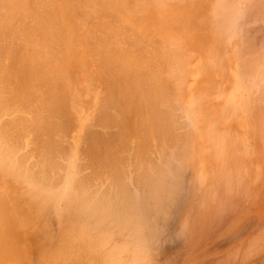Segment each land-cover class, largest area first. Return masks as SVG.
<instances>
[{
    "label": "rangeland",
    "instance_id": "rangeland-1",
    "mask_svg": "<svg viewBox=\"0 0 264 264\" xmlns=\"http://www.w3.org/2000/svg\"><path fill=\"white\" fill-rule=\"evenodd\" d=\"M61 1L62 0H60V2ZM67 1L69 2V4ZM87 1H89V0H87ZM87 1L86 0H66L67 3H64L65 2V0H64L63 6H64V9H66L67 11L62 9V8H61V11L64 10L65 12H67V14L69 12V14H73V15L68 14L69 17L62 22V26L58 25L55 28L52 26L51 27L47 26V28H50L52 30H49V29L47 30V28H45V30H43V35L46 32H48L49 34L46 33V35L48 34L47 36L46 35L42 36L44 38V40L46 38L48 40L46 39L45 45L41 46V47H44L43 48L44 51H43V49L41 50L42 53H40L41 58L39 57L40 58L39 62L42 61L41 63L42 64L45 63L46 66L43 65V67L45 66L44 67L45 69L42 68V71H41L42 74L45 72L44 75L39 74L38 77H41V78L45 77V78H44V81H43V79L41 80V78H39L40 79L39 82H36L33 85V82H34L33 81L32 85L30 83V86H29V89L34 91V92H36V90H38L37 93H34L31 91L32 93H34V95L35 94L38 95V96L35 95L37 103H39L41 101V102H43L42 103L43 106H48V107L51 106L52 108L56 107V110L59 109V107H60L61 110L64 109V112H66L65 113L66 119H64L65 118L64 117L62 120L63 116L62 117L60 116L59 119H57V120L54 118H51L52 121L54 120V122H56V121L58 122V121H60V119H61V122L64 121V123H61V122L60 123L62 126H64V128L61 126L62 129L63 130L65 129V130L63 131L60 127V129L56 132L57 134H55L53 137L55 141L57 140V137L55 139L56 135H58V137H61L64 139L63 141H65V142H63L61 140V138L59 139L60 143H58V141L56 142L57 146L60 145V148H62L63 151L61 152L60 150H58L59 151L58 152L55 149L51 155L52 158H55L52 160H55L56 162L60 161L59 164L61 163V165H58V167H57V163L55 161H53V162L51 161L50 162L51 164H48L46 162L50 166L49 169L51 168L50 170L48 169V165H46L45 161H43L44 160L43 157L42 156L40 157V155H38L35 152V141H34L33 134L31 132H30V134H28L29 132L28 133L26 132L27 135L23 134L22 136H24V137L21 136V138H17L18 140L16 139V141H15V139H13L14 137L9 135V133L7 131L4 132V129H2V130L0 129V149L6 150L7 146L10 145V143H11L10 147L12 146V149L8 146V150L10 152L12 151V153H10V155L12 156V154H15V152H16V154L13 156H16L18 154V157H19L20 154L21 155L25 154V155H23L24 159H25V157L27 158V160H26L27 163H25V164H27V166H29L31 164L28 167V168L31 167L30 169H33V167H35L36 163L39 164V163L44 162L43 165L47 166V169L50 171L48 173L49 174L51 173L50 174L51 176L47 175L48 173L46 172L45 167L43 169V167L40 164L39 165L36 164L37 166L31 172L34 173L37 170L39 171V168L41 167L43 170H45L44 171L45 175H42L43 172H41V173L38 172L41 174L42 180L43 179L45 180V178H43V177H46V175H47V177L54 178V180L51 179V180H53L52 183L54 181H56V183H57V181L61 178L63 172H64L63 176L66 174V170L64 171L65 166H62V165L65 162H66L65 165H68L67 162L70 160L72 162L75 161L74 157L77 156V154H79V156L75 157L76 162L78 161V162L82 163L83 165H81L77 162L79 164V166L81 165L80 167H83V166L84 167L81 169L79 168V170H77V172L79 171V176L81 175L80 177L83 176L84 178H80L78 176V174L77 175L75 174L76 175L75 177L78 179L79 178L83 179L85 182L87 181L88 183L86 186H88L89 188L88 187H86V188L89 190H91V188L92 189L94 188L93 193L96 194V196L100 195V193L103 195V193H104V197H105V195H108L110 193L109 196L111 199V195H113L114 196L113 198H115L116 192H117V195L119 193V195L116 196V198L119 201L117 202V201H115V199H114V201L111 199L114 203L113 202H112V204L109 203L110 205L114 204L113 206H116L118 204V206H117L118 208L122 207V206L124 207V205H125L124 200H126L125 199L126 193L124 191H126V190L128 192L130 190V194L132 193L133 195H134V193H136L134 196H137V198H139V199L141 197H143V194H145V192H146L145 190H147V187H146V182L143 181V179L145 180V175L142 176V179L139 178V176L141 177L142 173L145 172L144 170H143L144 172H142L140 170V168H142L143 166L146 165L145 167H148V168L146 169L144 167L142 169H146V172H147L148 169H149V171H151V169H154V167L157 168V164H158V167L160 168V170H162V172L157 168L159 172L158 171L155 172V170H157V169H154V171L152 170L151 173H149V174L147 173V174L148 175L151 174V176H152L151 178L154 177L156 180H157L158 176H159L158 179L161 178L162 176L163 177L165 176V177L164 178L162 177L161 179L157 180L159 182V185L161 184V187H162V189L155 190L156 191L155 194H156V196L158 195V198H159L158 201L152 200V199H150L151 201L149 199L144 200V204H146L148 202L146 204V205H148L147 206L148 208L145 205V208L143 210L144 215L143 214L140 215V218L138 219L139 220L138 222L142 225V228L140 226H136V224H131L129 226H127L128 224H126V228L123 226V228L120 230V228L122 226L117 224L120 226L119 227L120 233H122V230L125 231V229H126V231L123 232V234L121 236V234L118 235L119 232L118 233L116 232V230L118 228L116 229L114 227L115 229L112 232L108 227L107 228L109 230L106 228V226L107 225L109 226V224L104 226L105 229H103V225H101L102 229L104 230V233H105V230H106L107 234H108V232L111 231L110 232L111 236L109 235L108 238H107V236H105L106 240L113 239V238H114L113 240H115V239L118 240V238H120V240H118V241L121 242V239H122V240H124V241H122V243H124L126 240H127V242H129V240H131V238L134 237V239H132L133 242L135 240V243H140V241H141L140 239L142 237L144 240L148 241V242L146 241L148 243V244L146 243L147 244L146 246L142 245V244H145V243H142V242H144V240H142L140 243V245H141L140 247L143 248V246H144V248L147 250L146 251L143 248L146 253L143 251L142 253H145V255L142 256V254L140 253L142 250L140 251L139 245L137 247L136 244H133V243L131 244L132 240L129 242V244L127 243L131 250L129 249L128 245H126V243L123 244L124 246L126 245V248H124V246L121 245L122 243L119 244L118 247H120V245H121L124 248V249L122 248V250L123 251L125 250V252L121 251L122 253H119L120 249L115 247V244H118V242L111 240L109 242L110 243L109 244L108 243L109 240L108 241L105 240L106 242L105 241H104L105 243L103 242V246L106 245L107 248L114 247L115 249L112 248L113 251L118 249L119 250L118 254H116L118 256H116L114 258H117L120 255L119 258L120 259L122 258L121 260L123 262L122 261L121 262L124 264H126V262H128V264H132V263L133 264H264V246H263L264 245V237H263L264 236V182H263L264 181V140H263L264 139V137H263L264 133L263 132L264 131L262 129L264 125L261 126L264 123H260L261 119L264 120L260 116V114L264 115V101H263L264 100V97H263L264 96L263 95L264 94V86H263V84H264V78H263L264 77V71L262 72V70H264L263 69L264 68V0H226V1H224V0H158L159 2L162 1L160 4L157 3L158 2L157 0H156L157 2L154 0V2H156V3H154L153 0H151V1L150 0L149 1L148 0L147 1L146 0L145 1H142V0H102V1L97 0L96 1L95 0V2L93 0H91V1H93L91 3L87 2ZM98 1H99V3H98ZM105 2H108L107 5L105 4ZM229 2L232 4H230ZM70 3H72V5H71L72 7L70 6V8H69ZM92 3H96L95 4L96 7L92 8L93 6H95ZM162 3H163V5H166V6L163 7ZM219 3L221 4L222 7H224L223 6L224 4L226 6V3H229V5L230 6L232 5L233 7L235 5L236 6H235V8H231L232 6L230 7L229 5H227L226 6L227 8L225 9V8H222L221 6H218ZM83 4H85V6ZM90 4H92L93 6ZM97 4L99 6H97ZM238 4H239V6H238ZM89 5L92 7H89ZM104 5H105V7H104ZM158 5H160L159 8L157 7ZM106 6H109L110 8L112 7L111 10H113V9L114 10L110 13L111 10ZM213 6H214V8H213ZM83 7H84V9H80ZM133 7L135 8V11H134ZM145 7H146V9H145ZM68 8L71 10H69ZM91 8L93 10V11L91 10V13L92 12L93 13L89 14ZM106 9H108V10H106ZM77 10H79V11H77ZM95 10H96V12H95ZM132 10L134 12H132ZM213 10L215 11V15L217 13V15L219 14V16H220L219 12L221 10L222 11L221 14L223 16H221V17L214 16L212 13V12H214ZM75 11L77 12V14L75 13ZM83 12L84 13L87 12V13L84 14ZM235 12H236V14H235ZM224 13H226V14H224ZM86 14H87V16H86ZM227 14L229 15L228 18L225 17V15L227 16ZM230 14H232V15H230ZM92 15L94 16V18ZM115 15L119 18L115 17ZM84 16H86V17H84ZM158 17H161V18H158ZM222 17H224V18H222ZM74 18H75V20H73ZM89 18L92 20H90ZM230 18L232 21L230 20L228 23L227 22L228 20H226V19H230ZM87 20H89V21H87ZM103 20H105V21H103ZM221 20H222V22H220ZM65 21H66V23H64ZM73 21H74V23L72 24L71 22H73ZM95 21H97V22H95ZM99 21H102V23ZM120 21H122V22L119 23ZM138 21L139 22L142 21L140 23H142V24L144 23L143 26L141 25V27H138V26H140V23L139 24L137 23ZM103 22H105L106 24ZM130 22L132 23V25L130 24ZM230 22H231L232 26L230 25ZM235 22H236V25H235ZM69 24H71L73 27ZM75 24H77V26ZM238 25L240 26L239 28H238ZM98 26L102 27V31L100 30L101 27L99 28ZM114 26H115V28H114ZM134 26H136L137 28L135 31H132L135 29ZM222 26L225 27L226 29L225 28L224 29L227 31H225L223 28H221ZM60 27L63 29V30L60 29L61 33L58 32V31H60L59 30ZM131 27H133V28H131ZM142 27H145V29ZM147 27H148V29H147ZM72 28L74 29V31L72 30ZM103 28H105V29H103ZM117 28H119V29H117ZM126 29H127V31H126ZM146 29H147V31H146ZM90 30H92V31H90ZM99 30H100V32H99ZM105 30H106V32H105ZM143 30H144V32H143ZM128 31H129V33H128ZM145 31H146V33H145ZM50 32H52V33H50ZM53 32H54L55 36H54ZM65 32H66V35H65ZM68 32H70V33H68ZM96 32L98 34L97 36H96ZM101 32H103L101 35H104V37L102 36L103 39H102V37H100L98 39V36H100ZM50 34L53 36H50ZM67 34H68V36H67ZM123 34H129V35L127 37V35L125 36ZM139 34H142V36H140ZM153 34H155V36ZM120 35L123 36V39ZM131 35H134V37ZM137 35H139V36H137ZM156 35H158L159 37L157 36V38H156ZM92 36H94V37H92ZM130 36L133 37V39ZM135 36H137L138 38H136ZM50 37H53L54 39L53 38L51 39ZM55 37H57V38H55ZM61 37H62V40H61ZM73 37H76L77 39H75V38L73 39ZM79 37H80V39L86 37V39H82L83 41L85 40L86 42L79 40ZM239 37H241V38H239ZM134 38H135V40H134ZM139 38H140V40H139ZM152 38H156L155 39L156 41L153 40ZM56 39L58 41H60V40L62 41V43H61V41L59 43H57L58 46L60 45L59 47L55 43ZM67 39H69V40H67ZM128 39H130V40H128ZM0 40H1V38H0ZM57 40H56V42H58ZM88 40H91V41H88ZM161 40L163 41L164 46H163V43ZM50 41L53 44L49 43ZM72 41L74 42L75 46L74 45L72 46V43H73ZM75 41H76V43H75ZM78 42H80V43H78ZM88 42L91 44H89ZM138 42H140V43H138ZM152 42L154 43L155 46L153 45ZM158 42H160V44ZM165 42H166V45L168 43L171 45H168L169 47L167 46L165 48V46H166ZM46 43H48V45ZM94 43H95V45H94ZM96 43L98 45H96ZM123 43H125V44H123ZM78 44H80V46H78ZM127 44L131 45L132 47L133 46H136V47L132 48L130 46L131 48H129V46H127ZM132 44H134V45H132ZM46 45L49 47H47ZM54 45H56V46H54ZM86 45H88V46H86ZM90 45H92V46L90 47ZM115 45L117 47H115ZM52 46H54L53 49L57 50V51L49 49ZM141 46L145 47V48L143 47L145 49V51ZM161 46L164 50L161 48ZM171 46H173V47H171ZM45 47H47V48H45ZM68 47L70 48V50ZM121 47L123 49H126V50H123V52H122ZM177 47L179 48L180 51L177 50ZM72 48H73V50H72ZM91 48L93 50H91ZM152 48H154L153 52H152V50H150ZM155 48H156V50H155ZM159 48H160V52H158ZM169 48L171 51H169ZM47 49H48V51L46 52ZM79 49H81V50H79ZM130 49H133V51ZM118 50L120 51L122 58L118 55V54H120L118 52ZM50 51L51 52L54 51L53 53H55V57H54V55L47 56V55L53 54ZM58 51H60V52H58ZM72 51H74V52H72ZM80 51H81V53H79ZM88 51H89V53H88ZM124 51H125V53H124ZM128 51L131 52V55H130V52H128ZM146 51L148 54L150 53V55H149L150 59H149V56H146V54H147ZM44 52H45V55H44ZM64 52H65V54H64ZM151 52L153 55L151 54ZM173 52H174V54H173ZM177 52L178 53L180 52V53L178 54ZM46 53H47V55H46ZM67 53H68V58L66 57ZM96 53L97 54L100 53L101 55L103 54L105 58H107V56H108L109 59L107 58L108 59L107 63L109 62V64H111L110 62H112L113 64L107 66L106 65L107 63H106L104 65L103 63L106 62V59L103 57V55L101 56L99 54L100 57H103V63H102L101 62L102 58H100ZM108 53H110V54H108ZM114 53L116 54V59H117V55H118V57L121 58L122 60H124L125 62L127 59L132 58V60H129V61H130V63H131V61L134 62L135 65L129 66V68L126 69L127 68L126 66L128 64H125L124 61H123L124 62L123 63L122 60H120L121 64L123 63L122 66H125V67H122L121 64L119 63L120 62L119 58L117 61L114 60L115 58H112L113 57L112 55H114V57H115ZM41 54L43 55V57L45 56V59L47 61L49 59V61L47 62L44 59L42 60ZM61 54L63 55V57H65V59L63 57L60 58ZM94 54H96V55L94 56ZM132 54L141 55V57L143 56L142 58H144V59L141 58V60H140V56L137 57V55H132ZM167 54H168V56H167ZM250 54H252L251 55L252 57L250 56ZM260 54L262 57L259 56ZM171 55H172V58H170ZM210 55H212V56H210ZM97 56L99 57L101 63L99 62V59ZM110 56H112V57L110 58ZM127 56H128V58L125 59V57H127ZM151 56H153V57H151ZM53 57H54V59L52 60ZM134 57L137 59H135ZM145 57H146V59H145ZM213 57H214V59H213ZM70 58H72V59H70ZM154 58H156V59H154ZM166 58H167V60H166ZM184 58H186V60ZM218 58L220 59V61ZM61 59H63V60H61ZM133 59H135L137 61L139 60V61L136 62ZM206 59H207V61L209 60V62H207ZM253 59L255 60V62ZM55 60L57 62V63H55V65L57 64V66L59 65V67L62 66L61 67L62 70L63 69L68 70V71H66V74H65V76H67V74H68L67 78L64 77V74H63L64 70L62 71L61 68L59 69V67H57L56 69L54 68V67H56L53 63ZM104 60H105V62H104ZM109 60H111V61H109ZM143 60L144 61L146 60L145 63H143ZM154 60H155V62H154ZM168 60H170V61H168ZM178 60H179L181 65H179ZM183 60H185V61H183ZM2 61L4 62V60H2ZM51 61H53V62L51 63ZM115 61L117 63H115ZM129 61H127V62L129 63ZM157 61L160 65V69H161L160 70L159 67H156V68H158V71L159 70L161 71L159 73H162L165 71V73L167 75L164 73H162L160 75L158 74L159 76L156 75L158 72H155L156 68H153V66H155L154 63H156ZM165 61H167V62H165ZM176 61L178 62V64L175 63ZM218 61L220 62V65L223 66L222 68H224V70L221 68ZM97 62H99V63H97ZM135 62L140 64V65H137ZM151 62L154 64L152 67H150L152 65ZM161 62H164L163 65L160 64ZM149 63H151V64H149ZM158 63H156V66ZM167 63H169L168 64L169 67H168ZM172 63H175V64L173 65ZM96 64H98L99 66L98 65L96 66ZM115 64L117 65V67ZM170 64H172V65H170ZM176 64L178 66V67H176V70L178 69L177 72L180 73V76H179V74H177V72L175 70L173 71V69H172L173 67H175ZM81 65L83 66V68ZM131 65H133V63H131ZM171 66H173V67H171ZM179 66H181V67H179ZM218 66H219V68H218ZM49 67H50V69H48ZM105 67H107V68H105ZM111 67H113V69ZM166 67L170 68V69H167ZM114 68H116V69H114ZM118 68H120L121 70ZM147 68H149V69H147ZM164 68H165V70H164ZM255 68H257V69H255ZM97 69L98 70L100 69L101 72L98 71ZM152 69H155L154 72L156 74L153 73ZM50 70H51V72H48ZM148 70H150V71H148ZM168 70H170V71H168ZM203 70H204V73H203ZM257 70H259L260 72H258ZM54 71H55V73H54ZM103 71H105V73L107 75ZM112 71H114V72L116 71L115 74ZM120 71H121V73H120ZM172 71L176 74H174ZM253 71H254V73H253ZM108 72L110 75L108 74ZM170 72H172V73L170 74ZM247 72H248V74H247ZM256 72H258V73H256ZM50 73H53L54 75L50 74ZM102 73H104V74H102ZM144 73H145V75L148 73L149 74L153 73L151 76H149V74L146 76L147 78L149 77V79H150V80L148 79L149 81H147V82H145L146 77H144L145 76ZM48 74H50L51 76ZM112 75H113V77H112ZM118 75L120 76V78L117 79ZM175 75H177V76H175ZM248 75H250V76H248ZM57 76H59V77H57ZM109 76L112 78L113 83L110 82L111 79L109 78ZM156 76H158V77L156 78ZM103 77H105L106 79ZM143 77L145 80L142 79ZM159 77L161 78V83L162 82L165 83L166 80L168 82L170 81L169 83H165V84L162 83L161 85L159 84L160 86H162V89L160 88L159 85H157L159 83L158 81H160ZM164 77H166V78L164 79ZM176 77L178 78V80H176L177 79ZM239 77L242 79H239ZM247 77H249V78H247ZM46 78L50 79V83H49V80H47ZM250 78H251V80H250ZM51 79L53 80V82ZM54 79L55 80L57 79V81H55ZM63 79H65V80H63ZM245 79H246V81H248V79H249V82H251V83H247L245 81ZM262 80H263V82H262ZM105 81H106V83L107 82L108 83L104 84ZM143 82H145L146 84L148 82H150L151 83L150 85H149V83L147 84V85H149L150 89L154 88L156 90V88L158 87L162 90L163 93L161 91H159L160 89H158V88H157L158 89L157 91H155L154 89H152L153 90L152 91V90L148 89L149 87H147V92L145 90V93H144L145 95L142 98L141 95L143 96L142 92L144 91V89H140V86H141V84H143ZM152 82H153V84L155 82V84H154L155 86L152 84ZM177 82H180L181 86H179V83H177ZM236 82H237V84H236ZM244 82H245V84H243ZM42 83H45L46 86H44ZM145 83H144V85H145ZM39 84H40V86L43 85L44 88L48 87V88H45L47 91L45 89H43V87L41 89ZM53 84H54V88L55 87H58V88L53 89L52 88ZM55 84H57V85L55 86ZM58 84H61L62 86L58 85ZM103 84H104V86H103ZM110 84H111V86H110ZM112 84H113V86L115 85L114 90L112 88L113 87ZM253 84L255 85L254 88L252 86ZM107 85L110 86L111 90L109 88H107ZM144 85H142L141 88H143ZM147 85H145V86H147ZM151 85H152V88H151ZM156 85H157V87H156ZM175 85L179 86L178 89L175 87ZM243 85L245 86L244 88H243ZM136 86H138L139 88ZM163 86L168 87L167 88L168 90L167 89H166L167 91H165V89L163 90V88H166ZM239 86H241V88L243 90H241L239 88ZM251 86H252V88H251ZM36 87L37 88L39 87V88L36 89ZM49 87H50V91H49ZM119 87L122 90L118 91ZM64 88H66V89H64ZM135 88H136V90H135ZM144 88L146 89V87H144ZM255 88L257 91H255ZM39 89L41 90V92H39L40 91ZM51 89H53L54 91ZM56 89L57 90L60 89V90L55 91ZM140 90H143V91L140 92ZM48 91H49V93H48ZM134 91H136L135 92L136 94L134 93ZM158 91H159V93H158ZM172 91L174 93H172ZM42 92H43V94H40ZM54 92L59 97V100H58L57 96L52 95V96H54V98H53V102H51L52 98H50V97H52V96L51 95L49 96V94L50 93L53 94ZM139 92H140V94H139ZM151 92L152 93L156 92L157 95H159L158 97H160V98H158V97L157 98L160 102H158V100L150 98ZM178 92H180V93H178ZM0 93L1 94L5 93V89L3 86L0 87ZM44 93L46 95H44ZM108 93H109V95H108ZM156 93L154 95H156ZM251 93H254V95ZM39 94L41 95V100H40ZM58 94H62L65 98H63L62 95L59 96ZM100 94H102V95L100 96ZM121 94L123 97L121 96ZM160 94L163 96L161 97ZM256 94H258V95H256ZM261 94H262V97L260 96ZM42 95L45 97H42ZM110 95H112V97L114 95V97L112 98ZM154 95H153V98H155ZM169 95H171V96L169 97ZM176 95L178 96L177 101L173 100L176 98ZM255 95H256V97H255ZM105 96H107V97H105ZM115 96H117L119 98H116ZM37 97L39 98V100ZM104 97H105V99H104ZM135 97L138 98L139 100L136 101L137 99H134ZM230 97L232 99H230ZM60 98L62 100L65 99V101H62V100L60 101ZM122 98H124V99L122 100ZM144 98H145V100H148V102L146 101V103H145V101L143 100ZM249 98L251 99V101ZM42 99H44V100L50 99V105H49V103H47V101H45V102L42 101ZM150 99H152L153 102H152V100L150 102ZM164 99H166V100H164ZM196 99H198V101H194ZM257 99H258V102L255 101ZM225 100L227 102L231 101L230 106H228L229 103L227 104ZM247 100H248V102H247ZM134 101H136V102H134ZM41 102L39 103V105H42ZM54 102H56L55 103L56 105L58 103V105H57L58 107L54 104ZM124 102H125V104H124ZM127 102H129V103H127ZM137 102L141 105V108H140V105L136 106ZM157 102H158V104H157ZM176 102H178L177 103L178 105H176ZM252 102L254 103V105H252L253 104ZM44 103L45 104L47 103L48 105L47 104L45 105ZM60 103L61 104L63 103L64 105L59 106ZM122 103H123V105L127 104L125 106V108L122 105ZM147 103H148V105H147ZM159 103H161V104L159 105ZM102 104H104L103 107H102ZM107 104H108V106H107ZM114 104H116V105H114ZM117 104H118L119 108H118ZM258 104H259V106H258ZM128 105H129V107H128ZM146 105H147L148 109H146ZM150 105H152V106L150 107ZM250 105H252V107ZM75 106L78 108H76ZM115 106H117V107H115ZM253 106L255 107V109H253ZM23 107L26 108V106L20 104L19 101L12 100L11 104H9L8 108H3L4 114L0 117V125L2 122H7V121H10L12 119L14 120L15 118H20V117L24 118V119L25 118L29 119V117L31 116L30 117V119H31L32 118L31 108L29 106H27V108L29 107V111L26 108V110L28 111V113H26V110H24ZM248 107H250V108H248ZM135 108H140L141 112L139 109L135 110ZM150 108H153L154 111L152 109L150 110ZM172 108H174V109H172ZM68 109H69V111H68ZM223 109L226 111H224ZM61 110H59V111L61 112ZM118 110L120 113L118 112ZM125 110H127L126 113H125ZM137 110H138V112H137ZM162 110L165 113V115H163L164 113L161 112ZM254 110H256L257 112ZM151 111L153 113H151ZM156 111H159V112H157L158 114L157 113L154 114ZM167 111L169 113L173 112V115L171 113V117L174 120L169 118L170 114L168 115ZM190 111H192V112H190ZM29 112H30V115H29ZM60 112H58L59 115H60ZM128 112H130V114H128ZM146 112L149 115V117H151V119H150L147 115V117L149 118L148 121L146 118ZM189 112L192 114V116L190 115ZM225 112H226V114H224ZM233 112H234V114H233ZM137 113H139V114H137ZM187 113H189V114H187ZM228 113H229V115H228ZM150 114L151 115L153 114V115L150 116ZM195 114L197 116H195ZM102 115L103 116L105 115V117H106L105 121L102 119V117H103ZM136 115L138 117L139 116L141 117V115H142V117L138 118ZM159 115H160V117H159ZM162 115L164 116L163 117L164 119L162 118ZM193 115L196 118V120H198V121L193 120ZM255 115H256V117H254ZM107 116H108V118H107ZM109 116L110 117L113 116V118H110L111 119L110 120ZM153 116H154V118H152ZM226 116L229 118H226ZM120 117L121 118L123 117V118L121 119ZM124 117H125V120H124ZM135 117H137V118H135ZM157 117L161 118V119H159V124L155 122V118H157ZM187 117H188V119H187ZM142 118H144L147 123L144 120H142ZM168 118L170 119V121H168L169 120ZM255 118L257 121L255 120ZM112 119H113V122H112ZM135 119L140 120V122L135 120ZM45 120H48V118L47 119L45 118ZM49 120H50V118H49ZM65 120H66V122H65ZM102 120H103V122H101ZM106 120H107V122H106ZM150 120L152 121L151 123H153L156 126L157 125H159V126L156 127L153 124L151 125ZM160 120H162V124L160 123ZM172 120L175 121V123L173 125L174 127L172 126L173 123H171V124L167 123V122H171ZM109 121H111V125H110ZM119 121L121 124L123 123V126H124V127L122 126L123 129L121 128ZM136 121L138 122L137 123L138 125L135 124ZM142 121H144L145 123L143 124ZM141 122L143 124V127H142ZM103 123H104V125L106 123H108V125L106 124V126L108 128L106 126H104ZM114 123H116L117 126ZM58 124H59V122H58ZM139 124L141 127L139 126ZM162 125H165V126L168 125L169 127L164 126L167 129V130H164V127L162 128ZM59 126H60V124H59ZM150 126H151V128L155 127L154 129H152V131L156 130V128H157L156 131H158V127H159V132L161 131L160 129H162V131H161L162 133L159 134L156 132L157 135H152ZM118 127H120V128H118ZM135 127L137 129H139V128L140 129L137 131V129L135 130ZM144 127H145V129L148 128L149 130L147 129L145 131V129H144L142 132L145 131L144 133H148V135L151 136V139H149L150 137H148L147 135L142 133L143 137H144L143 141H142V139H141L142 137L139 138V135L137 132H140L139 134H140V136H142L141 135V129H143ZM260 127H262V128H260ZM124 128H125V130H124ZM168 128H169V131H168ZM118 129L119 130L122 129V130H120L121 132H118L119 131ZM61 130L63 133H60ZM96 130H97V132H96ZM188 130L190 131V133L193 134V136H192V134H189ZM165 131H168L167 134ZM170 131H171V133H170ZM226 131L228 133L227 136L225 135V134H227ZM58 132L61 134V136ZM92 132H93V134L95 133L94 135H96V133L98 136L101 135L99 137L101 139L103 138V140H108V139L115 140L117 138L118 133H119L118 137H120L122 135V137H120L121 139L118 138L115 140V141H117L115 143L116 145L114 147V148H116L115 149L116 151H114V152L115 153L117 152V155L115 154V156L116 157L119 156L120 158L119 157L117 158L118 160L114 166V169H112L113 172L111 170H109V168L106 169V166L103 167V165L102 166L99 165L98 162H96L97 160L95 158H92V160L94 159V161L91 160L92 162L90 163L89 157L86 155L85 149H87L90 145L89 139L93 135ZM115 132H117L116 133L117 135L115 134ZM123 132H125V134H127L126 137L129 136L128 141H127V139H126V141L125 140L123 141V139H124V137H123L124 133ZM149 132H150V134H149ZM261 132L263 134H261ZM108 133H109L108 136H110V137L106 138ZM136 133L138 135L137 137H135ZM154 133H155V131H153V134ZM164 133H165V135H164ZM168 133H169V135H171V137H173V136L174 137L173 138L169 137ZM73 134H74V136H73ZM102 134L105 137L102 136ZM113 134H115V135H113ZM125 134H124V136H125ZM219 134L222 136L223 143L221 142L222 139L220 138L221 136ZM84 135H85V137H84ZM62 136H64V137H62ZM153 136L156 137V139ZM179 136H181V138ZM260 136H262V137H260ZM212 137L214 139H212ZM65 138H66V140H65ZM82 138H84V139H82ZM138 138L142 142H145L143 144L148 145V147L146 145L145 146L143 145L142 147H143V149H146V150L148 149L147 151L149 153L145 152L144 150L143 151L140 150V149H142L139 146V144L141 145L140 140H139V142H140L139 144L137 142L138 147L140 149L138 147L136 148L137 144H135V143H136ZM145 138H148V139H146V141H145L144 140ZM163 138H164V140L167 139L166 142L163 140ZM169 138L171 140H169ZM175 138L176 139L179 138V139L176 140ZM217 138H218V140H220V139L221 140L218 141ZM19 139L21 142L19 141ZM80 139H81V141H80ZM259 139L262 141H260ZM150 140H151V142H150ZM173 140H174V142H173ZM14 141H15V143L17 141H19L16 143L19 147L16 146ZM216 141H218L217 143L220 144L221 146L223 145L224 148H223V146L220 148L219 147L220 145H218L216 143ZM124 142H125V144H123ZM185 142H186V144H185ZM212 142L215 146H218L216 148L217 151L213 150L215 147L212 146L213 145V144H211ZM12 143H14L15 146H13ZM32 143H33L34 147H33V145H31ZM128 143H129V146L126 145ZM133 143H134V145H133ZM165 143L167 145H165ZM62 144L63 145L65 144V145L63 146ZM78 144H80V146L78 147L77 150H79L80 152L76 150L77 154L75 155V153L73 154V152H74L73 150L75 148H77ZM120 144H122L123 146ZM232 144H235V145L233 146ZM260 144H261V146H260ZM111 145H113V144H111ZM189 145H190V147H189ZM82 146H84V147H82ZM85 146H86V148H85ZM237 146H238V148H237ZM81 147H82V149H81ZM180 147H181V149H180ZM235 147L241 152V153L239 152L240 154L238 153V150L236 151ZM64 148H65V150H64ZM66 148H68V149L66 150ZM135 148L138 149L139 152H136ZM219 148H220V150H222V152L218 150ZM231 148H233V152H232ZM234 148H235V150H234ZM15 149H16V151H15ZM29 149L30 150L32 149V151L29 152ZM162 149H164L165 151ZM175 149L179 152H177ZM183 149H184V151H183ZM68 150H69V152H72L71 156L74 155V157H73L74 160L72 158H70L69 153L65 152ZM18 151H19V153H18ZM140 151H141V153H144V154H142L143 156L141 155ZM60 152L62 153L61 155H60ZM134 152H136L135 153L136 155L138 153L139 157H141V158L143 157L142 158L143 160L141 158H139L138 156H136L134 154ZM189 152H191V153H189ZM219 152H220L221 156H219ZM64 153H65V155H64ZM187 153H188V155H187ZM215 153L217 155H215ZM222 153H223V155H222ZM36 154L38 155V157ZM53 154H56V156H53ZM121 154H123V155H121ZM173 154H174V156H173ZM212 154H214V155H212ZM231 154L233 155L232 157H231ZM34 155H36V156H34ZM62 155H64V156L67 155L66 158L68 161ZM164 155H166L167 157ZM13 156H12V158H14ZM23 156H21V158ZM121 156H123L124 159ZM144 156H145V158H144ZM188 156H190V157H188ZM35 157H36V159H35ZM216 157H218L217 159L218 160L220 159V160L218 161L216 159ZM40 158H42V159H40ZM137 158L139 161L140 160H142V162L144 161L143 165H141L142 163H140L139 161H138L139 162L138 163L137 160H135ZM181 158L184 161L181 160ZM190 158L193 160H189ZM37 159L39 160V162ZM186 159L188 162L185 161ZM213 159L214 160L216 159L217 161H213ZM230 159H231V161H230ZM35 160H37V161L35 162ZM226 160L228 161V163L230 165L227 163ZM22 161L24 163V160H21V162ZM192 161H193V163H192ZM31 162H33L34 164ZM72 162L69 163L70 166H72L71 165ZM149 162H151V165ZM213 162H215V163L217 162V163L215 164ZM221 162H222V164L225 163V165L223 164V166L227 167L229 165L227 167L228 169L226 168V170H228L229 174L225 173V171H226V170H224L225 167L221 168V166H222ZM28 163H30V164H28ZM52 163L53 164L55 163V164L53 165ZM77 163H75V164L78 165ZM86 163H87V165H86ZM117 163L120 166H118ZM181 163L182 164L184 163L183 164L184 166ZM232 163H233V165H232ZM93 164H95L94 165L95 169H93V167H92ZM51 165L53 167L55 166L56 168L53 169V167H51ZM76 165H75V167H77ZM85 165H86V167H85ZM134 165H136V166H134ZM116 166H117L118 170L115 168ZM164 166H165V169H163ZM230 166H231V170H230ZM25 167H26V165H25ZM60 167H61V169H60ZM102 167L107 170V172L105 169H104V171H102V174H103V175H101L102 177L101 176L94 177L93 175H91V173L94 171L97 173L96 168H98V171H99V169H101ZM21 168H19V169L21 170ZM68 168H69V166H68ZM133 168H134V170H133ZM57 169H58L59 173L57 172ZM76 169H78V168H76ZM115 169L117 170L116 172H115ZM119 169L121 171V179L120 178L118 179V177H120ZM169 169H172L173 171L169 170ZM222 169L224 170V172ZM69 170L71 171L72 169L70 168L67 171H69ZM101 170L99 172H101ZM165 170H167V171H165ZM218 170L221 171L220 173L224 177H225L224 173L226 174L225 178H227V179L232 178V179H230V181L232 180V182L225 179V183L228 184V182H230L232 184H230V183H229L230 185L226 184L225 186H228V187H224V177H222L221 174H219ZM24 171H25V169H24ZM24 171H23V173H24ZM40 171H42V170H40ZM109 171H111V173ZM233 171H234V174L237 173L236 175H238V176H234ZM243 171H245L244 172L245 174L243 173ZM31 172L27 173V174H31ZM89 172H90V174H89ZM95 172H94V175L96 176L97 174H95ZM117 172L119 173V176H118ZM124 172L126 174H124ZM140 172H142L141 175H140ZM20 173H21V171H20ZM136 173H137V175H136ZM157 173H159V174H157ZM160 173H162V174H160ZM60 174H61V176H59ZM105 174H107V175H105ZM108 174H109V176H108ZM110 174L111 175L113 174L112 177L117 175L118 176L117 179H115L116 177L115 178L113 177L114 178L113 179L110 176ZM164 174H166V175H164ZM230 174H231V176H230ZM33 175L35 176L36 173ZM98 175H100V173ZM156 175H157V177H155ZM16 176H12V175L11 176H4V175L0 174V196H1L0 202H2V205H4L6 208L10 207L11 203L15 200L16 197L21 196L20 194H21V192L24 191L25 188L30 189L27 187L28 186L30 187L31 184L30 185H28L26 183L19 184V183H21V182L23 183L27 180L24 181L23 179H19L20 177L17 179ZM29 176L30 175H28V177ZM134 176H135V178H134ZM136 176H137V178H136ZM220 176L222 177V179L220 178ZM227 176H229V177H227ZM37 177H39V176H36V178ZM55 177L56 178L58 177V180H55ZM87 177H89L90 179H87ZM62 178H64V177H62ZM240 178H241V180H240ZM14 179L16 181H14ZM17 180H19V181H17ZM83 180H79V181L83 182ZM118 180L119 181L122 180V182L121 181L120 182L122 184L124 182L123 185L125 186V184H127L128 186L124 187L121 184L122 187L120 189V184H119V188L117 186L115 187L114 186L115 184L118 185V183H120ZM141 180L143 183L141 182ZM50 181H48L49 185H47L48 182H47V184L46 183H44V184H46L47 186H51ZM60 181H62V179ZM115 181H116V183H114ZM16 182H18V183H16ZM27 182H29V181H27ZM45 182H46V180H45ZM85 182H83L84 186L86 184ZM38 183H39V181H38ZM40 184H38V185L40 186ZM42 184H43V182H42ZM42 184L40 187L45 186ZM59 184H61V182ZM112 184H113V186H112ZM53 185H55V182ZM20 186H22L23 188ZM229 186H231V187H229ZM210 187H212V188H210ZM235 187H237V188L235 189ZM31 188H33V184H32ZM86 188H85V190H87ZM111 188H113V189L111 190ZM116 188H118L119 192ZM224 189L226 191H224ZM99 190H100V192H99ZM161 190L163 193H161ZM229 190H231V192H229ZM110 191L113 194H111ZM86 192H88V191H86ZM86 192L84 194H86ZM95 192H97V193H95ZM105 192L107 194H105ZM89 193L91 194V191ZM224 193L226 194V196ZM229 193H230V195H229ZM165 194L167 197H165ZM91 195H93V194H91ZM120 195L123 198L122 197L120 198ZM124 196H125V198H124ZM91 197L92 196H90V198ZM94 197H95V195H94ZM94 197H92V198L94 199ZM100 197L101 196H99L98 201H100ZM223 197H224V200H222ZM92 198H91V200H93ZM95 199L97 200L96 197H95ZM107 199H109V198H107ZM111 200H109V201L111 202ZM120 200H121V202H120ZM101 201H102V198H101ZM101 201H100V203H102ZM92 202H94V201H92ZM115 202L117 204H115ZM121 203H122V205L120 206L119 204H121ZM104 204H106V203L103 202V205ZM110 205L107 208L111 207ZM62 206H58V208L62 209L63 208ZM106 206L107 205H105V207ZM117 207H111V209L110 208L109 209L112 210L113 208H117ZM146 208H147V210H146ZM156 209H157V211H156ZM11 210H12V208H11ZM117 210L120 211V209H116V211ZM113 211H115V209H113ZM11 213L5 215V217L12 216ZM143 216L144 217L146 216V217L144 218ZM33 218H34L33 216L32 217L28 216L25 220H22V221L16 220V221L11 222L9 220L10 219V217H9L8 223L5 226H0V230H2V231H0V240L2 241V243L0 241V243H1L0 248H5V247L9 248L8 250H5V251H8L9 254L6 253L5 251L2 252L3 254H2V257L0 259H2L3 261L0 260V263L7 261L6 263H3V264H11V263L14 264L15 262H16V264H31V262H32V264H46V262H47V264H52V263L53 264H69V262H70V264L71 263L72 264H83V263L84 264H93V263L94 264H103V262L96 263L99 259H100L99 261L102 260V257L98 258L100 255L98 257L96 256V254H99L98 252L99 251L101 252L102 250H100V248H99V251H98L97 247L99 246V244H98V242L94 241L96 238L92 234V233H94L93 230H95L94 227H91V228H93L92 229L93 232H91V230H89V229H91L90 226L88 227V231H90V233L93 235L94 240L91 237L92 235L90 236L91 240H93V242H91L88 238H87V241H85L86 239L84 238L85 240L83 242H86V243H82V241L80 239H79L80 241L77 240V242H76L73 240V237L70 238L73 233L68 232V231H71L70 224L68 221H66L62 218L53 217L52 220L49 221L47 223V225L45 226V223L43 225L40 220H38L37 218L36 219L35 218L33 219ZM89 219H91V218H89ZM94 219H96V221L94 223L92 222L93 225L98 221L97 218L94 217ZM36 220H37V222H36ZM145 220H147V222ZM64 221H66V222H64ZM106 221L109 222V220H106ZM90 222H91V220H90ZM90 222H88V224H86L87 223V220H86V222L84 224H86V226H88L89 224L92 226V224ZM102 222H101V224L107 223V222H103V223ZM77 223H79V224H77ZM77 223H76L77 226H80V224H82V226H84L82 222L81 223L77 222ZM111 224H113V223H111ZM114 224L112 226H114ZM121 225H123V224L121 223ZM133 225H135V226H133ZM101 226H100V228H99V224L97 226H95L98 233L101 232ZM112 226H110L111 229H112ZM132 226L137 227L141 230L138 231L137 228H136L137 231L135 229L132 230V228H133ZM127 227H128V229H127ZM59 228H60V230H58ZM83 228H85V227H83ZM83 228H82V230H83ZM61 229H62L63 233H62ZM85 229L87 232V228H85ZM103 230H102V232H103ZM127 230H129L130 232H133V233H130ZM143 230H144V232H143ZM84 231L85 230H83V232ZM134 231H136L137 233H135ZM126 232L129 233V235ZM147 232H148V234H147ZM66 233H68V234H66ZM87 233H89V232H87ZM95 233H96V230H95ZM98 233H96V235ZM104 233H102V234H104ZM102 234H101V236H102ZM132 234L136 235V236L132 237ZM112 235H113V237H112ZM140 235H141V237H140ZM9 236H12V237H9ZM68 236H69V238H68ZM126 236H127V238H126ZM1 237H2V239L3 238L4 239L2 240ZM102 237H104V236H102ZM115 237H117V238H115ZM59 238L62 239V241L60 239L61 243L59 242ZM105 238H102V239H105ZM5 239H6V241H5ZM98 239H100V238L98 237ZM7 241H8V243H7ZM112 241L115 242V244L112 243ZM68 242L72 246L66 244ZM73 243H75V244H73ZM78 243H80V245ZM91 243H93V246ZM94 243L96 244L97 247H95ZM106 243H108V245ZM2 244L5 246H3ZM83 244H84V246H83ZM85 245H86V247L89 245L88 250L90 249V245H91V247L96 248V251L94 252L95 249H93V251H91L92 249H90L89 250L90 252L87 251V248L85 247ZM109 245H111V246H109ZM133 245H136V246L133 247ZM54 246L56 247V249L58 248V251L59 250H61V251L58 252L57 250L52 249V248H55ZM103 246H102L103 250H105V252H107L108 251V250L106 251L107 248L104 249L105 247H103ZM260 246H261V248H260ZM19 247H20V249H18ZM80 247L82 248L81 249L82 251L80 250ZM131 247H133L135 249L139 248L140 252L137 253L138 251L136 249L135 255L138 256V254H140L143 258H141V257L137 258L136 257L138 262H136V260L133 262V259L135 258V255L133 252H135V251ZM13 248L16 250L15 253H14L15 250ZM59 248H61V249H59ZM70 248H72V249H70ZM62 249H63V251H62ZM69 249H70V252H69ZM77 249L79 251H76ZM128 249L130 251H128ZM12 250H14V251H12ZM84 250H85V252H83ZM86 251L89 252L90 254L89 253L87 254ZM113 251H112V253H114ZM103 252L104 251H102V253ZM105 252H104V254H105ZM108 252H107L108 255L106 257L109 256ZM112 253H110V254H112ZM125 253H127V254H125ZM59 254H63V255H59ZM83 254H84V256H83ZM131 254H132V256H134V258L132 260L130 257ZM8 255L10 257H5L6 259H8V260H5L4 256H8ZM14 255H15V257H14ZM52 255H54V256H52ZM56 255H58L60 257V260H59V258H57L58 256H56ZM105 255H102V256L104 257ZM125 255H127V256H125ZM76 256H77V258H76ZM13 257H14V260H13ZM53 257L54 258L56 257L55 258L56 260ZM63 257H64V259H63ZM78 257H80L82 259H80ZM96 257L98 258L97 261L94 260V259H96ZM123 257H125L124 260H123ZM126 257L129 258L130 260L126 261L127 260ZM10 258H12V260ZM15 258L17 259V261H15L16 260ZM43 258H45V260ZM50 258L54 261L51 262L52 260L50 261L49 260ZM110 258H111V256H110ZM118 259L117 260L115 259V260L118 261ZM120 259H119V261H120ZM138 259H140L141 261ZM40 260H41V262H40ZM61 260H63V261H61ZM77 260L79 263L77 262ZM130 261H132V262H130ZM121 262H119V263H121ZM106 263L109 264V263H111V261L109 262L107 260ZM106 263L104 262V264H106ZM114 263H116V262L114 261Z\"/></svg>",
    "mask_w": 264,
    "mask_h": 264
},
{
    "label": "bare ground",
    "instance_id": "bare-ground-1",
    "mask_svg": "<svg viewBox=\"0 0 264 264\" xmlns=\"http://www.w3.org/2000/svg\"><path fill=\"white\" fill-rule=\"evenodd\" d=\"M87 1V0H86ZM94 2H95V0H93ZM93 1H91V0H89V1H87V2H89V3H91V2H93ZM97 1V0H96ZM100 1V0H99ZM99 1H98V3H99ZM102 1V0H101ZM142 1H145V0H142ZM147 1V0H146ZM149 1V0H148ZM151 1V0H150ZM156 1V0H155ZM158 1V0H157ZM156 1V2H157ZM224 1H226V0H224ZM64 2V0H62L61 2H60V0H0V38H1V40H0V57L2 58H0V85L1 86H3L4 87V89H5V93L4 94H1L0 93V117L4 114V112H3V108H8V106H9V104H11V101L12 100H14V101H19L20 102V104H22V105H25L26 106V108H27V106H29L30 108H31V114H32V118L30 119V117H29V119H24V118H15L14 120L12 119V120H10V121H7V122H2L1 123V127H0V129L2 130V129H4V132H8L9 133V135H11V136H13L12 138L13 139H15V141H16V139L17 138H21V136L23 135V134H25V135H27V133L28 134H30V132L33 134V137H34V141H35V152L38 154V155H40V157L42 156L43 157V161H45V163L47 162L48 164H51L50 162L52 161H55V160H52V159H55V158H52V152L56 149L57 151L58 150H60L61 152L63 151V149L62 148H60V145L59 146H57V141H58V143H60L59 142V139L61 138V137H58V135H56L55 136V139H56V137H57V140L55 141L54 140V135L55 134H57L56 132L60 129V127L62 126L61 125V123H64V121H62L61 122V119H60V121H58L59 122V124H60V126H59V124H58V122L56 121V122H54V120L52 121V119L51 118H54V119H59V117L61 116H63L62 117V120H63V118L64 119H66V112H64V109H60V107H59V109H57L56 110V107H51V106H43V102H41V104L42 105H39V103H37V101H36V97H35V95H34V93H37V91L38 90H36V92H34V91H32V90H30L29 89V86H30V83H31V85H32V82H33V85L36 83V82H39L40 81V79L39 78H41V77H38L39 76V74H42L41 73V71H42V68L43 69H45L44 67L46 66L45 65V63L44 64H42L41 62H39L40 61V53H42V49L44 48V47H41L42 45L44 46L45 45V40L47 39H45L44 40V38L42 37V36H44V35H46V33H48V32H46L44 35H43V30H45V28H47V26H52V27H56V26H62V22L64 21V20H66L68 17H69V15H73V14H69V12H68V14H67V12H65L64 10H66V9H64V3H67L66 2V0H65V2ZM109 2V1H108ZM108 2H105V4L107 5V3ZM136 2V1H135ZM153 2H154V0H153ZM156 2H154V3H156ZM162 1H158L157 3H161ZM181 2V1H180ZM81 3V2H80ZM83 3V2H82ZM97 3V2H96ZM96 3H92V4H96ZM152 3V2H151ZM221 3V2H220ZM219 3V5L218 6H221V4ZM230 3V2H229ZM229 3H226V6L227 5H229ZM68 4H69V2H68ZM67 4V5H68ZM87 4V3H86ZM92 4H90V5H92ZM103 4V3H102ZM230 4H232V3H230ZM66 5V4H65ZM72 5V3H70V5H69V8H70V6ZM84 6H85V4H83ZM89 5V7H92V6H90ZM142 5V4H141ZM140 5V6H141ZM157 5V4H156ZM162 5H163V3H162ZM223 5V4H222ZM79 6V5H78ZM82 6V5H81ZM97 6H99L98 4H97ZM159 6L160 5H158L157 7L159 8ZM166 5H163V7H165ZM217 6V7H218ZM224 7H222V8H227L226 6H225V4L223 5ZM230 6V5H229ZM232 6V5H231ZM230 6V7H231ZM236 6V5H235ZM235 6L233 7H231V8H235ZM238 6H239V4H238ZM257 6V5H256ZM255 6V7H256ZM261 6V5H260ZM72 7V6H71ZM88 7V6H87ZM94 7H96V5L95 6H93L92 8H94ZM104 7H105V5H104ZM106 7H108L110 10H111V8L109 7V6H106ZM144 7V6H143ZM162 7V8H163ZM61 8L62 9H64V10H62L61 11ZM68 8V9H69ZM92 8L90 9V13L89 14H92L91 13V10H92ZM134 8V7H133ZM213 8H214V6H213ZM229 8V7H228ZM237 8V7H236ZM80 9H84V7L83 8H80ZM86 9V8H85ZM88 9V8H87ZM97 9V8H96ZM145 9H146V7H145ZM224 9V10H225ZM230 9V8H229ZM69 10H71V9H69ZM102 10V9H101ZM106 10H108V9H106ZM114 10V9H113ZM113 10H111L110 11V13L113 11ZM143 10V9H142ZM222 10V9H221ZM220 10V16H219V14L217 15V13H216V15H215V11L214 12H212L213 13V15L214 16H219V17H221V16H223L221 13H222V11ZM231 10V9H230ZM67 11V10H66ZM77 11H79V10H77ZM93 11V10H92ZM103 11V10H102ZM134 11H135V8H134ZM133 10H132V12H134ZM243 11V10H242ZM72 12V11H71ZM95 12H96V10H95ZM137 12V11H136ZM218 12V11H217ZM244 12V11H243ZM75 13L77 14V12L75 11ZM84 13V12H83ZM85 13H87V12H85ZM84 13V14H85ZM164 13V12H163ZM258 13V12H257ZM104 14V13H103ZM130 14V13H129ZM132 14V13H131ZM224 14H226V13H224ZM234 14V13H233ZM235 14H236V12H235ZM234 14V15H235ZM96 15V14H95ZM109 15V14H108ZM230 15H232V14H230ZM86 16H87V14H86ZM86 16H84V17H86ZM93 16V15H92ZM130 16V15H129ZM128 16V17H129ZM112 17V16H111ZM115 17H117L116 15H115ZM225 17H229V15L227 14V16L225 15ZM246 17V16H245ZM253 17V16H252ZM83 18V17H82ZM93 18H94V16H93ZM117 18H119V17H117ZM116 18V19H117ZM158 18H161V17H158ZM222 18H224V17H222ZM72 19V18H71ZM79 19V18H78ZM90 19V18H89ZM73 20H75V18L73 19ZM82 20V19H81ZM90 20H92V19H90ZM101 20V19H100ZM121 20V19H120ZM226 20H228L227 22L229 23V21L231 20V18L230 19H226ZM234 20V19H233ZM72 21V20H71ZM87 21H89V20H87ZM94 21V20H93ZM103 21H105V20H103ZM232 21V20H231ZM69 22V21H68ZM95 22H97V21H95ZM94 22V23H95ZM99 22H101L102 23V21H99ZM113 22V21H112ZM122 21H120L119 23H121ZM140 22H142V21H140ZM139 21L137 22L138 24L140 23ZM218 22V21H217ZM216 22V23H217ZM220 22H222V20L220 21ZM219 22V23H220ZM226 22V21H225ZM250 22V21H249ZM64 23H66V21L64 22ZM72 24L74 23V21L73 22H71ZM93 23V24H94ZM103 23H105V22H103ZM215 23V22H214ZM233 23V22H232ZM78 24V23H77ZM77 24H75L76 26H77ZM106 24V23H105ZM112 24V23H111ZM130 24L132 25V23L130 22ZM144 24V23H143ZM143 24L142 23H140V26H138V27H141V25L143 26ZM234 24V23H233ZM65 25V24H64ZM69 25H71V24H69ZM134 25V24H133ZM136 25V24H135ZM230 25H231V22H230ZM235 25H236V22H235ZM72 26V25H71ZM79 26V25H78ZM146 26V25H145ZM220 26V25H219ZM224 26V25H223ZM221 27V28H225V27ZM226 26V25H225ZM232 26V25H231ZM73 27V26H72ZM99 27V26H98ZM101 27V26H100ZM99 27V28H100ZM123 27V26H122ZM135 27V29L134 30H132V31H135L136 30V26H134ZM227 27V26H226ZM240 26L238 25V28H239ZM71 28V27H70ZM75 28V27H74ZM111 28V27H110ZM113 28V27H112ZM114 28H115V26H114ZM131 28H133V27H131ZM142 28H144L145 29V27H142ZM220 28V27H219ZM220 28V29H221ZM232 28V27H231ZM52 30V29H50V28H47V30ZM60 29H62L61 27L59 28V30ZM87 29V28H86ZM103 29H105V28H103ZM117 29H119V28H117ZM147 29H148V27H147ZM147 29H146V31H147ZM226 29V28H225ZM224 29V30H225ZM230 29V28H229ZM234 29V28H233ZM232 29V30H233ZM242 29V28H241ZM56 30V29H55ZM63 30V29H62ZM70 30V29H69ZM72 30L74 31V29L72 28ZM77 30V29H76ZM82 30V29H81ZM84 30V29H83ZM88 30V29H87ZM96 30V29H95ZM98 30V29H97ZM101 31H102V27H101V29H100ZM100 30H99V32H100ZM223 30V31H224ZM231 30V31H232ZM90 31H92V30H90ZM121 31V30H120ZM124 31V30H123ZM126 31H127V29H126ZM146 31H145V33H146ZM225 31H227V30H225ZM224 31V32H225ZM230 31V32H231ZM45 32V31H44ZM58 32H60L61 33V30L60 31H58ZM98 32V33H99ZM105 32H106V30H105ZM104 32V33H105ZM115 32V31H114ZM122 32V31H121ZM143 32H144V30H143ZM142 32V33H143ZM155 32V31H154ZM50 33H52V32H50ZM68 33H70V32H68ZM80 33V32H79ZM82 33V32H81ZM94 33V32H93ZM103 32H101L100 33V36H98V39L100 38V37H104V35H101ZM128 33H129V31H128ZM49 34V33H48ZM47 34V35H48ZM53 34H54V32H53ZM72 34V33H71ZM75 34V33H74ZM92 34V33H91ZM90 34V35H91ZM150 34V33H149ZM223 34V33H222ZM46 35V36H47ZM59 35V34H58ZM65 35H66V32H65ZM76 35V34H75ZM89 35V36H90ZM98 34H97V32H96V36H97ZM123 35H127V37H128V35L129 34H123ZM140 36H142V34H139ZM139 35H137V36H139ZM154 36H155V34H153ZM152 35V36H153ZM224 35V34H223ZM50 36H53V35H51L50 34ZM54 36H55V34H54ZM57 36V35H56ZM67 36H68V34H67ZM72 36V35H71ZM88 36V35H87ZM115 36V35H114ZM121 36V35H120ZM131 36H133L134 37V35H131ZM130 36V37H131ZM137 36H135L136 38H138ZM157 36L158 35H156V38H157ZM232 36V35H231ZM240 36V35H239ZM60 37V36H59ZM78 37V36H77ZM83 37V36H82ZM92 37H94V36H92ZM103 37H102V39H103ZM122 37V39H123V36H121ZM133 37H131L132 39H133ZM159 37V36H158ZM51 39L53 38V37H50ZM55 38H57V37H55ZM68 38V37H67ZM77 39L76 37H73V39ZM97 38V37H96ZM150 38V37H149ZM156 38H152L153 40H155ZM232 38V37H231ZM230 38V39H231ZM237 38V37H236ZM239 38H241V37H239ZM238 38V39H239ZM50 39V40H51ZM54 39V38H53ZM82 39H86V37L85 38H81L80 39V37H79V40H81V41H83ZM115 39V38H114ZM131 39V40H132ZM148 39V38H147ZM48 40V39H47ZM57 40V39H56ZM56 40H55V43L57 44V43H59L61 40H62V37H61V40L60 41H58V42H56ZM64 40V39H63ZM67 40H69V39H67ZM66 40V41H67ZM72 40V39H71ZM93 40V39H92ZM97 40V39H96ZM95 40V41H96ZM101 40V39H100ZM125 40V39H124ZM123 40V41H124ZM128 40H130V39H128ZM134 40H135V38H134ZM139 40H140V38H139ZM243 40V39H242ZM85 41V40H84ZM83 41V42H84ZM88 41H91V40H88ZM99 41V40H98ZM102 41V40H101ZM122 41V42H123ZM147 41V40H146ZM156 41V40H155ZM154 41V42H155ZM162 41V40H161ZM260 41V40H259ZM54 42V41H53ZM73 42V41H72ZM86 42V41H85ZM100 42V41H99ZM125 42V41H124ZM131 42V41H130ZM145 42V41H144ZM44 43V44H43ZM49 43H51V44H53L51 41L49 42ZM61 43H62V41H61ZM65 43V42H64ZM63 43V44H64ZM69 43V42H68ZM75 43H76V41H75ZM78 43H80V42H78ZM89 43V42H88ZM129 43V42H128ZM138 43H140V42H138ZM143 43V42H142ZM149 43V42H148ZM153 43V42H152ZM159 44H160V42H158ZM162 43H163V41H162ZM244 43V42H243ZM47 45H48V43H46ZM71 44V43H70ZM84 44V43H83ZM89 44H91V43H89ZM123 44H125V43H123ZM46 45V46H47ZM74 45V42L72 43V46ZM94 45H95V43H94ZM96 45H98L97 43H96ZM132 45H134V44H132ZM144 45V44H143ZM146 45V44H145ZM153 45H154V43H153ZM165 45H166V42H165ZM168 45H171V44H167L166 46H165V48L168 46ZM245 45V44H244ZM258 45V44H257ZM39 46V47H38ZM54 46H56V45H54ZM54 46H52V47H50L49 49H51V50H54L53 49V47ZM57 46H58V44H57ZM60 46V45H59ZM58 46V47H59ZM63 46V45H62ZM75 46V45H74ZM78 46H80V44H78ZM86 46H88V45H86ZM92 45H90V47H91ZM126 46V45H125ZM127 46H129V48H131L132 46L131 45H128L127 44ZM131 46V47H130ZM148 46V45H147ZM146 46V47H147ZM155 46V45H154ZM153 46V47H154ZM163 46H164V43H163ZM47 47H49V46H47ZM47 47H45V48H47ZM70 47V46H69ZM68 47V48H69ZM94 47V46H93ZM115 47H117L116 45H115ZM133 47H136V46H133ZM132 47V48H133ZM142 47V46H141ZM144 47V46H143ZM142 47V48H143ZM151 47V46H150ZM169 47V46H168ZM171 47H173V46H171ZM40 50H39V49ZM75 48V47H74ZM88 48V47H87ZM122 48V47H121ZM139 48V47H138ZM145 48V47H144ZM143 48V49H144ZM161 48H162V46H161ZM211 48V47H210ZM57 49V48H56ZM61 49V48H60ZM140 49V48H139ZM153 49L154 48H152V49H150V50H152V52H153ZM163 49V48H162ZM244 49V48H243ZM69 50H70V48H69ZM72 50H73V48H72ZM79 50H81V49H79ZM78 50V51H79ZM91 50H93L92 48H91ZM90 50V51H91ZM123 50H126V49H123L122 48V52H123ZM130 50H132L133 51V49H130ZM137 50V49H136ZM155 50H156V48H155ZM164 50V49H163ZM177 50H179V48L177 47ZM43 51H44V49H43ZM48 51V49L46 50V52ZM54 51H57V50H54ZM53 51V52H54ZM63 51V50H62ZM85 51V50H84ZM143 51V50H142ZM144 51H145V49H144ZM149 51V50H148ZM168 51V50H167ZM169 51H171L170 50V48H169ZM168 51V52H169ZM180 51V50H179ZM240 51V50H239ZM51 52V51H50ZM53 52H51V53H53ZM58 52H60V51H58ZM67 52V51H66ZM72 52H74V51H72ZM92 52V51H91ZM118 52L120 53V51L118 50ZM128 52H130V51H128ZM152 52H151V54H152ZM157 52V51H156ZM158 52H160V48L158 49ZM162 52V51H161ZM259 52V51H258ZM261 52V51H260ZM62 53V52H61ZM79 53H81V51L79 52ZM87 53V52H86ZM88 53H89V51H88ZM124 53H125V51H124ZM134 53V52H133ZM136 53V52H135ZM138 53V52H137ZM140 53V52H139ZM143 53V52H142ZM145 53V52H144ZM146 53H147V51H146ZM178 53V52H177ZM180 53V52H179ZM178 53V54H179ZM237 53V52H236ZM239 53V52H238ZM64 54H65V52H64ZM84 54V53H83ZM97 54V53H96ZM96 54H94V56L96 55ZM99 54L100 53H98L97 55L99 56ZM108 54H110V53H108ZM112 54V53H111ZM115 54V53H114ZM148 54V53H147ZM146 54V56H149L150 55V53L147 55ZM169 54V53H168ZM168 54H167V56H168ZM173 54H174V52H173ZM44 55H45V52H44ZM46 55H47V53H46ZM52 55H54V57H55V53H53V54H50V55H47V56H52ZM59 55V54H58ZM62 55V54H61ZM60 55V58L61 57H63V55L61 56ZM101 55V54H100ZM103 55V54H102ZM101 55V56H102ZM121 58H122V56H121V53L120 54H118ZM118 55H117V59H116V54H115V57H114V55H112V56H110V58L112 57V58H115L114 60H118ZM126 55V54H125ZM130 55H131V52H130ZM132 55H137V54H132ZM144 55V54H143ZM153 55V54H152ZM161 55V54H160ZM163 55V54H162ZM213 55V54H212ZM212 55H210V56H212ZM252 54H250V56H251ZM254 55V54H253ZM257 55V54H256ZM255 55V56H256ZM41 56H42V60L44 59V60H46L45 59V56L43 57V55L41 54ZM46 56V57H47ZM81 56V55H80ZM84 56V55H83ZM82 56V57H83ZM97 56V57H98ZM124 56V55H123ZM138 56H140V60H141V58L143 57H141V55H137V57ZM156 56V55H155ZM154 56V57H155ZM174 56V55H173ZM177 56V55H176ZM179 56V55H178ZM182 56V55H181ZM247 56V55H246ZM259 56H261V54L259 55ZM40 57V58H39ZM54 57L52 58V60L54 59ZM58 57V56H57ZM56 57V58H57ZM67 58H68V53H67V56H66ZM91 57V56H90ZM100 57V56H99ZM99 57H98V59H99ZM103 57H104V55H103ZM103 57H100V58H102V60H101V62L103 63ZM151 57H153V56H151ZM161 57V56H160ZM252 57V56H251ZM262 57V56H261ZM49 58V57H48ZM51 58V57H50ZM64 59H65V57H63ZM73 58V57H72ZM72 58H70V59H72ZM88 58V57H87ZM95 58V57H94ZM93 58V59H94ZM105 58V57H104ZM107 58H108V56H107ZM107 58H105L106 59V62H105V60H104V62L105 63H103L104 65L107 63V60L109 59H107ZM121 58H119V61L120 60H122ZM128 58V56L127 57H125V59H127ZM135 58V57H134ZM170 58H172V55H171V57ZM207 58V57H206ZM248 58V57H247ZM76 59V58H75ZM78 59V58H77ZM124 59V58H123ZM135 59H137V58H135ZM135 59H133L134 61H136V62H138L137 60H135ZM142 59H144V58H142ZM145 59H146V57H145ZM149 59H150V56H149ZM154 59H156V58H154ZM162 59V58H161ZM164 59V58H163ZM181 59V58H180ZM185 60H186V58H184ZM208 59V58H207ZM207 59H206V61H207ZM213 59H214V57H213ZM219 59V58H218ZM244 59V58H243ZM2 60H4V62L2 61ZM59 60V59H58ZM57 60V61H58ZM61 60H63V59H61ZM67 60V59H66ZM129 60H132V58H130V59H127L126 60V62L127 61H129ZM166 60H167V58H166ZM185 60H183V61H185ZM247 60V59H246ZM254 60V59H253ZM259 60V59H258ZM261 60V59H260ZM47 61V60H46ZM45 61V62H46ZM48 61H49V59H48ZM47 61V62H48ZM109 61H111V60H109ZM115 61V63H117ZM124 60H122V62H123ZM146 61V60H145ZM145 61L143 60V63H145ZM151 61V60H150ZM162 61V60H161ZM164 61V60H163ZM168 61H170V60H168ZM213 61V60H212ZM219 61H220V59H219ZM218 61V62H219ZM53 61H51V63H52ZM61 62V61H60ZM87 62V61H86ZM99 62H100V59H99ZM99 62H97V63H99ZM100 62V63H101ZM114 62V61H113ZM125 62V61H124ZM123 62V63H124ZM125 62V64H128L126 67V69H128L129 68V66H134L135 64H134V62H132L131 61V63H133V65H131V63H130V61H129V63L127 62L126 63ZM135 62V63H136ZM154 62H155V60H154ZM165 62H167V61H165ZM178 62H179V60H178ZM178 62L176 61L175 63H177L178 64ZM207 62H209V60L207 61ZM206 62V63H207ZM254 62H255V60H254ZM54 63V65H55V63H57L56 62V60L53 62ZM68 63V62H67ZM82 63V62H81ZM96 63V62H95ZM111 64H109V62L106 64L107 66H109V65H112L113 63L112 62H110ZM120 64H121V61L119 62ZM123 63L121 64V66L123 65ZM141 63V62H140ZM152 63V62H151ZM151 63H149V64H151ZM156 63H158V61L156 62ZM156 63H154L155 64V66H153L154 64L152 63V65L150 66V67H152L153 66V68H156V67H159V69H160V65H159V63L157 64V66H156ZM163 63L164 62H161L160 64H162L163 65ZM171 63V62H170ZM175 63H172L173 65L175 64ZM211 63V62H210ZM59 64V63H58ZM62 64V63H61ZM65 64V63H64ZM124 64V65H125ZM130 64V65H129ZM137 65H140V64H138V63H136ZM147 64V63H146ZM145 64V65H146ZM166 64V63H165ZM169 63H167V65H168ZM172 64H170V65H172ZM177 64L175 65V67H173V66H171V67H173L172 69H173V71L175 70L176 72H177V70H176V67H178L177 66ZM256 64V63H255ZM43 65H45L44 67H43ZM52 65V64H51ZM63 65V64H62ZM98 64H96V66H97ZM116 65V64H115ZM119 65V64H118ZM166 65V66H167ZM179 65H181L180 64V62H179ZM219 65H220V62H219ZM253 65V64H252ZM48 66V65H47ZM50 66V65H49ZM56 67H54L55 69L57 68V67H59V65L57 66V64L55 65ZM65 66V65H64ZM82 66V65H81ZM99 66V65H98ZM144 66V65H143ZM211 66V65H210ZM221 66V65H220ZM52 67V66H51ZM62 67V66H61ZM61 67H59V69L61 68ZM85 67V66H84ZM95 67V66H94ZM116 67H117V65H116ZM119 67V66H118ZM122 67H125V66H122ZM136 67V66H135ZM146 67V66H145ZM162 67V66H161ZM168 67H169V65H168ZM179 67H181V66H179ZM212 67V66H211ZM223 66H221V68H222ZM248 67V66H247ZM260 67V66H259ZM82 68H83V66H82ZM92 68V67H91ZM105 68H107V67H105ZM104 68V69H105ZM109 68V67H108ZM112 69H113V67H111ZM131 68V67H130ZM134 68V67H133ZM167 68V67H166ZM175 68V69H174ZM209 68V67H208ZM218 68H219V66H218ZM48 69H50V67L48 68ZM54 69V70H55ZM93 69V68H92ZM103 69V70H104ZM111 69V70H112ZM114 69H116V68H114ZM118 69H120V68H118ZM123 69V68H122ZM147 69H149V68H147ZM151 69V68H150ZM167 69H170V68H167ZM223 70H224V68H222ZM255 69H257V68H255ZM264 69V68H263ZM61 70H62V68H61ZM60 70V71H61ZM64 70V69H63ZM62 70V71H63ZM80 70V69H79ZM91 70V69H90ZM98 70V69H97ZM121 70V69H120ZM130 70V69H129ZM146 70V69H145ZM153 70V73H155V72H158L156 75H160V74H162V73H164V74H166L165 73V71L164 72H162V73H159V72H161L160 70L158 71V68H156V70L155 69H152ZM154 70H155V72H154ZM164 70H165V68H164ZM250 70V69H249ZM45 71V70H44ZM59 71V72H60ZM61 71V72H62ZM66 71H68V70H64L63 72V74H64V77H68V74H67V76H65V74H66ZM98 71H100L101 72V70L99 69ZM126 71V70H125ZM128 71V70H127ZM148 71H150V70H148ZM168 71H170V70H168ZM172 71V72H173ZM213 71V70H212ZM258 72H260L259 70H257ZM264 70H262V72H263ZM48 72H51V70L50 71H48ZM104 73H105V71H103ZM110 72V71H109ZM109 72H108V74H109ZM112 72H114V71H112ZM116 72V71H115ZM115 72H114V74H115ZM123 72V71H122ZM172 72H170V74L172 73ZM222 72V71H221ZM258 72H256V73H258ZM261 72V73H262ZM45 73V72H44ZM44 73L42 74V75H44ZM47 73V72H46ZM54 73H55V71H54ZM69 73V72H68ZM104 73H102V74H104ZM119 73V72H118ZM120 73H121V71H120ZM153 73H148L149 74V76H151ZM174 73V72H173ZM182 73V72H181ZM203 73H204V70H203ZM253 73H254V71H253ZM50 74H53V73H50ZM50 74H48V75H50ZM79 74V73H78ZM83 74V73H82ZM101 74V75H102ZM106 74V73H105ZM113 74V73H112ZM117 74V73H116ZM148 74H146L145 75V73H144V77H146ZM174 74H176V73H174ZM177 74H179V76H180V73L179 72H177ZM243 74V73H242ZM247 74H248V72H247ZM260 74V73H259ZM41 75V76H42ZM54 75V74H53ZM56 75V74H55ZM61 75V74H60ZM107 75V74H106ZM110 75V74H109ZM124 75V74H123ZM158 75V76H159ZM167 75V74H166ZM169 75V74H168ZM241 75V74H240ZM245 75V74H244ZM252 75V74H251ZM46 76V75H45ZM51 76V75H50ZM49 76V77H50ZM154 76V75H153ZM158 76H156V78L158 77ZM173 76V75H172ZM171 76V77H172ZM175 76H177V75H175ZM243 76V75H242ZM248 76H250V75H248ZM262 76V75H261ZM57 77H59V76H57ZM62 77V76H61ZM112 77H113V75H112ZM115 77V76H114ZM126 77V76H125ZM144 77L142 78V79H144ZM155 77V76H154ZM168 77V76H167ZM174 77V76H173ZM182 77V76H181ZM184 77V76H183ZM241 77V76H240ZM239 77V79H242V78H240ZM44 78L45 77H42L41 78V80L43 79V81H44ZM56 78V77H55ZM76 78V77H75ZM102 78V77H101ZM103 78H105V77H103ZM109 78L111 79V81L110 82H112V78L109 76ZM116 78V77H115ZM118 78H120V76L118 75L117 76V79ZM160 78V77H159ZM158 78V79H159ZM166 77H164V79H165ZM177 78V77H176ZM175 78V79H176ZM180 78V77H179ZM246 78V77H245ZM247 78H249V77H247ZM255 78V77H254ZM253 78V79H254ZM264 78V77H263ZM47 79V78H46ZM60 79V78H59ZM106 79V78H105ZM149 79V77L147 78L146 77V81L145 82H147V81H149L148 80ZM157 79V80H158ZM169 79V78H168ZM252 79V80H253ZM261 79V78H260ZM47 80H49V83H50V79H47ZM52 80V79H51ZM55 80V79H54ZM63 80H65V79H63ZM68 80V79H67ZM104 80V79H103ZM114 80V79H113ZM145 80V79H144ZM160 81H158L159 83L157 84V85H161L162 83L163 84H165V83H169L167 80V82L165 81V83L164 82H162L161 83V78L159 79ZM172 80V79H171ZM176 80H178V78L176 79ZM184 80V79H183ZM250 80H251V78H250ZM42 81V82H43ZM55 81H57V79L55 80ZM60 81V80H59ZM69 81V80H68ZM115 81V80H114ZM117 81V80H116ZM245 81H246V79H245ZM261 81V80H260ZM52 82H53V80H52ZM145 82H143V84H141V86H140V89H144V91L143 90H140V92H142L143 93V96L141 95V97L143 98L144 97V93H145V90H146V92H147V87H149V85L151 84L150 82H148L149 83V85H147ZM175 82V81H174ZM181 82V81H180ZM180 82H177V83H179V86H181L180 84L182 83H180ZM247 83H251V82H249V79H248V81H246ZM262 82H263V80H262ZM41 83V82H40ZM47 83V82H46ZM67 83V82H66ZM70 83V82H69ZM108 83V82H107ZM106 83V81H105V83L104 84H107ZM113 83V82H112ZM144 83H145V85H147V86H145L144 85ZM176 83V82H175ZM246 83V84H247ZM38 84V83H37ZM44 86H46L45 85V83H42ZM48 84V83H47ZM104 84H103V86H104ZM152 84H153V82H152ZM154 84H155V82H154ZM153 84V85H154ZM174 84V83H173ZM236 84H237V82H236ZM243 84H245V82L243 83ZM260 84V83H259ZM40 86V84H39V86L41 87V89H42V87H43V89H45V88H48V87H45L44 88V86ZM49 85V84H48ZM57 84H55V86H56ZM58 85H61V84H58ZM64 85V84H63ZM80 85V84H79ZM142 85H144V87H146V89L143 87V88H141L142 87ZM157 85H156V87H157ZM159 85V86H160ZM167 85V84H166ZM257 85V84H256ZM0 86V87H1ZM37 86V85H36ZM62 86V85H61ZM60 86V87H61ZM69 86V85H68ZM110 86H111V84H110ZM110 86H108L107 85V88H109L110 89ZM112 86H113V84H112ZM115 86V85H114ZM114 86L112 87L113 88V90H114ZM155 86V85H154ZM179 86H176L175 85V87L178 89V87ZM237 86V85H236ZM242 86V85H241ZM241 86H239V88L241 89V90H243L242 88H241ZM253 86V88L255 87V85L253 84L252 85ZM252 86H251V88H252ZM263 86H264V84H263ZM51 87V86H50ZM50 87H49V91H50ZM64 87V86H63ZM89 87V86H88ZM136 87H138V86H136ZM155 87V88H156ZM163 87H166V86H163ZM173 87V86H172ZM174 87V88H175ZM245 86L243 85V88H244ZM248 87V86H247ZM257 87V86H256ZM39 88V87H38ZM37 87H36V89H38ZM53 89H55V88H58V87H55L54 88V84H53V87H52ZM104 88V87H103ZM139 88V87H138ZM151 88H152V85H151ZM158 88V87H157ZM156 88V90L154 89V88H152V89H154L155 91H157L158 89H162V86H160V88H158L157 89ZM168 87H166V88H163V90L165 89V91H167L168 89H167ZM237 88V87H236ZM263 88V87H262ZM33 89V88H32ZM53 89H51V90H53ZM64 89H66V88H64ZM117 89V88H116ZM115 89V90H116ZM148 89H150V87L148 88ZM152 89H150V90H152ZM159 90V91H161L162 92V90ZM167 89V90H166ZM173 89V88H172ZM176 89V90H177ZM238 89V88H237ZM236 89V90H237ZM261 89V88H260ZM2 90V89H1ZM40 90V89H39ZM46 90V89H45ZM60 90V89H59ZM59 90H55V91H59ZM111 90V89H110ZM112 90V91H113ZM119 90H122V89H120V87L118 88V91ZM135 90H136V88H135ZM251 90V89H250ZM34 92V93H32V92ZM47 91V90H46ZM49 91H48V93H49ZM54 91V90H53ZM104 91V90H103ZM139 91V90H138ZM137 91V92H138ZM153 91V90H152ZM159 91H158V93H159ZM170 91V90H169ZM179 91V90H178ZM255 91H257L256 90V88H255ZM2 92V91H1ZM39 92H41V90L39 91ZM105 92V91H104ZM108 92V91H107ZM116 92V91H115ZM136 91H134V93H135ZM140 92H139V94H140ZM150 92V91H149ZM181 92V91H180ZM180 92H178V93H180ZM46 93V92H45ZM44 93V95H46ZM47 93V94H48ZM52 93V92H51ZM49 94V96L51 95H55V96H57L56 95V93L54 92L53 94ZM64 93V92H63ZM118 93V92H117ZM121 93V92H120ZM156 92H151L149 95H150V98H152V99H155V100H158V98H160V97H158L159 95H157V93H156V95H154ZM163 93V92H162ZM161 93V94H162ZM172 93H174L173 91H172ZM177 93V92H176ZM236 93V92H235ZM255 93V92H254ZM254 93H251V94H253L254 95ZM40 94H43V92L42 93H40ZM39 94V95H40ZM111 94V93H110ZM114 94V93H113ZM136 94V93H135ZM160 94V95H161ZM169 94V93H168ZM171 94V93H170ZM247 94V93H246ZM245 94V95H246ZM263 94V93H262ZM262 94L260 95L261 97H262ZM59 96L60 95H62V94H58ZM65 95V94H64ZM102 94H100V96H101ZM104 95V94H103ZM108 95H109V93H108ZM115 95V94H114ZM114 95H113V97H114ZM148 95V94H147ZM153 95L155 96V98H153ZM165 95V94H164ZM173 95V94H172ZM256 95H258V94H256ZM256 95H255V97H256ZM264 95V94H263ZM36 96H38V95H36ZM66 96V95H65ZM99 96V97H100ZM111 97H112V95H110ZM121 96H122V94H121ZM163 95H161V97H162ZM171 95H169V97H170ZM259 96V97H260ZM40 97V100H41V95L39 96ZM42 97H45V96H43L42 95ZM48 97V96H47ZM58 97V96H57ZM62 97L63 98H65L63 95H62ZM61 97V98H62ZM105 97H107V96H105ZM105 97H104V99H105ZM110 97V98H111ZM112 97V98H113ZM116 98H119V97H117V96H115ZM123 97V96H122ZM140 97V96H139ZM158 97V98H157ZM168 97V96H167ZM177 95H176V98L175 99H173V100H175V101H177ZM180 97V96H179ZM254 97V98H255ZM264 97V96H263ZM38 98V97H37ZM49 98V97H48ZM50 98H52V101L51 102H53V98H54V96H52V97H50ZM60 98V101L62 100ZM149 98V97H148ZM147 98V99H148ZM252 98V97H251ZM57 99V98H56ZM124 98H122V100H123ZM134 99H137L136 101H138L139 99L138 98H134ZM133 99V100H134ZM152 99H150V102H151V100ZM168 99V98H167ZM230 99H232L231 97H230ZM229 99V100H230ZM250 99V98H249ZM262 99V98H261ZM38 100H39V98H38ZM58 100H59V97H58ZM117 100V99H116ZM126 100V99H125ZM132 100V101H133ZM144 101H145V103H146V101L148 102V100H145V98L143 99ZM154 100V101H155ZM164 100H166V99H164ZM163 100V101H164ZM172 100V101H173ZM254 100V99H253ZM252 100V101H253ZM42 101H47V103H49V105H50V99L48 100H44V99H42ZM49 101V102H48ZM57 101V100H56ZM62 101H65V99L64 100H62ZM129 101V100H128ZM136 101H134V102H136ZM179 101V100H178ZM194 101H198V99H196V100H194ZM226 101V100H225ZM250 101H251V99H250ZM255 101H257L258 102V99L257 100H255ZM264 101V100H263ZM106 102V101H105ZM149 102V103H150ZM152 102H153V100H152ZM156 102V101H155ZM154 102V103H155ZM158 102H160L159 100H158ZM158 102H157V104H158ZM174 102V101H173ZM180 102V101H179ZM200 102V101H199ZM247 102H248V100H247ZM261 102V101H260ZM46 103V104H47ZM56 102H54V104H55ZM64 103V102H63ZM61 104L60 103V105L59 106H61V105H64V104ZM107 103V102H106ZM119 103V102H118ZM127 103H129V102H127ZM133 103V102H132ZM153 103V104H154ZM178 102H176V105H178L177 104ZM226 103L228 104V106H230V103H231V101L230 102H227L226 101ZM253 103V102H252ZM45 104V103H44ZM45 104V105H46ZM124 104H125V102H124ZM136 104V103H135ZM161 103H159V105H160ZM193 104V103H192ZM197 104V103H196ZM260 104V103H259ZM259 104H258V106H259ZM262 104V103H261ZM48 105V104H47ZM56 105V104H55ZM57 105H58V103H57ZM56 105V106H57ZM100 105V104H99ZM114 105H116V104H114ZM120 105V104H119ZM122 105H123V103H122ZM121 105V106H122ZM127 105V104H126ZM126 105H123L124 106V108H125V106ZM134 105V104H133ZM138 105H140L138 102H137V104H136V106H138ZM147 105H148V103H147ZM147 105H146V109H148L147 108ZM155 105V104H154ZM153 105V106H154ZM252 105H254V103L252 104ZM252 105H250L251 107H252ZM42 106V107H41ZM104 106V104H102V107ZM107 106H108V104H107ZM117 106H118V104H117ZM117 106H115V107H117ZM120 106V107H121ZM122 106V107H123ZM152 105H150V107H151ZM180 106V105H179ZM198 106V105H197ZM29 107L27 108L28 109V111H29ZM58 107V106H57ZM76 107V106H75ZM128 107H129V105H128ZM127 107V108H128ZM155 107V106H154ZM159 107V106H158ZM192 107V106H191ZM24 108V107H23ZM26 108H24V110H26ZM76 108H78V107H76ZM118 108H119V106H118ZM140 108H141V105H140ZM140 108H135V110L136 109H139L140 110ZM181 108V107H180ZM186 108V107H185ZM199 108V107H198ZM226 108V107H225ZM248 108H250V107H248ZM257 108V107H256ZM11 109V108H10ZM114 109V108H113ZM123 109V108H122ZM153 110L154 111V109L153 108H150V110ZM157 109V108H156ZM170 109V108H169ZM172 109H174V108H172ZM179 109V108H178ZM196 109V108H195ZM253 109H255V107L253 106ZM252 109V110H253ZM258 109V108H257ZM23 110V109H22ZM59 110H61V112L59 111ZM115 110V109H114ZM121 110V109H120ZM166 110V109H165ZM171 110V109H170ZM176 110V109H175ZM190 110V109H189ZM188 110V111H189ZM224 110V109H223ZM251 110V111H252ZM15 111V110H14ZM28 111L26 110V113H28ZM66 111V110H65ZM68 111H69V109H68ZM126 111L127 110H125V113H126ZM146 111V110H145ZM160 111V110H159ZM159 111H156L154 114H156L157 112H159ZM169 111V110H168ZM167 111V112H168ZM173 111V110H172ZM182 111V110H181ZM186 111V110H185ZM195 111V110H194ZM224 111H226V110H224ZM254 111H256V110H254ZM58 112H60V115H59V113ZM71 112V111H70ZM118 112H119V110H118ZM136 112V111H135ZM137 112H138V110H137ZM140 112H141V110H140ZM139 112V113H140ZM148 112V111H147ZM147 112H146V118H147V121H148V119L150 118L151 119V117H149V115L147 114ZM150 112V111H149ZM161 112H163V110L161 111ZM160 112V113H161ZM180 112V111H179ZM183 112V111H182ZM181 112V113H182ZM190 112H192V111H190ZM189 112V113H190ZM257 112V111H256ZM259 112V111H258ZM68 113V112H67ZM108 113V112H107ZM106 113V114H107ZM113 113V112H112ZM120 113V112H119ZM139 113H137V114H139ZM151 113H153L152 111H151ZM159 113V114H160ZM164 113V112H163ZM172 113V115H173V112H171ZM171 113H169L168 112V115L170 116L169 118H171V119H173L172 117H171ZM189 113H187V114H189ZM98 114V113H97ZM100 114V113H99ZM103 114V113H102ZM105 114V113H104ZM128 114H130V112H128ZM136 114V113H135ZM142 114V113H141ZM158 114V113H157ZM162 114V113H161ZM167 114V113H166ZM186 114V115H187ZM224 114H226V112L224 113ZM233 114H234V112H233ZM254 114V113H253ZM26 115V114H25ZM29 115H30V112H29ZM68 115V114H67ZM70 115V114H69ZM147 115H148V117H147ZM153 115V114H152ZM151 114H150V116H152ZM163 115H165V113L163 114ZM162 115V118L164 117ZM190 115L192 116V114L190 113ZM228 115H229V113H228ZM24 116V115H23ZM74 116V115H73ZM103 116V115H102ZM115 116V115H114ZM137 116V115H136ZM158 116V115H157ZM185 116V115H184ZM188 116V115H187ZM195 116H197L196 114H195ZM260 116H261V118H263L264 119V115H261L260 114ZM25 117V116H24ZM58 117V118H57ZM138 117V116H137ZM137 117H135V118H137ZM140 117V116H139ZM138 117V118H139ZM141 117H142V115H141ZM140 117V118H141ZM156 117V116H155ZM159 117H160V115H159ZM159 117H157V118H155V122L156 123H158L159 124V119H161V118H159ZM168 117V116H167ZM166 117V118H167ZM199 117V116H198ZM254 117H256V115L254 116ZM28 118V117H27ZM45 118L47 119L48 118V120H45ZM49 118H50V120H49ZM70 118V117H69ZM105 115L102 117V119L105 121ZM107 118H108V116H107ZM110 118H113V116L112 117H110L109 116V119ZM117 118V117H116ZM121 118V117H120ZM123 118V117H122ZM121 118V119H122ZM152 118H154V116L152 117ZM168 118V119H169ZM195 117H194V115H193V120H196V118L194 119ZM226 118H229V117H227L226 116ZM252 118V117H251ZM260 118V119H261ZM108 119V120H109ZM164 119V118H163ZM187 119H188V117H187ZM190 119V118H189ZM192 119V118H191ZM259 119V118H258ZM69 120V119H68ZM103 120L101 121V122H103ZM111 120V119H110ZM124 120H125V117H124ZM135 120H137V119H135ZM142 120H144L145 121V119L144 118H142ZM167 120V119H166ZM174 120V119H173ZM171 121V122H167V123H173L172 124V126L174 125V123H175V121ZM227 120V119H226ZM249 120V119H248ZM255 120H256V118H255ZM121 121V120H120ZM120 121H119V124H120V126H121V128L123 129V123L121 124L120 123ZM137 121H139L140 122V120H137ZM136 121V125H138L137 122ZM144 121H142L143 122V124L146 122H144ZM164 121V120H163ZM168 121H170V119L168 120ZM183 121V120H182ZM196 121H198V120H196ZM257 121V120H256ZM263 121V122H262ZM61 122V123H60ZM65 122H66V120H65ZM97 122V121H96ZM106 122H107V120H106ZM110 122V125H111V121H109ZM112 122H113V119H112ZM142 122H141V124H142ZM152 121L150 120V123H151ZM177 122V121H176ZM5 123V124H4ZM147 123V122H146ZM155 123V124H156ZM160 123L162 124V120H160ZM178 123V122H177ZM198 123V122H197ZM260 123H264V120H260ZM54 124V125H53ZM67 124V123H66ZM65 124V125H66ZM100 124V123H99ZM102 124V123H101ZM107 125H108V123H106ZM106 124L104 125V123H103V125L104 126H106ZM113 124V123H112ZM115 125H116V123H114ZM143 124H142V127H143ZM149 124V123H148ZM153 123H151V125H152ZM181 124V123H180ZM98 125V124H97ZM146 125V124H145ZM154 125V124H153ZM176 125V124H175ZM261 125V124H260ZM264 124H262L261 126H263ZM57 126V127H56ZM101 126V125H100ZM117 126V125H116ZM123 126V127H122ZM139 126H140V124H139ZM154 126H156V125H154ZM153 126V127H154ZM157 126H159V125H157ZM156 126V127H157ZM165 125H162V128L164 127ZM166 126H168V125H166ZM165 126V127H166ZM188 126V125H187ZM63 128H64V126H62ZM62 127H61V129H62ZM103 127V126H102ZM107 127V126H106ZM141 127V126H140ZM146 127V126H145ZM145 127L143 128V129H141V135L142 136H140V132H137L138 133V135H139V138H141L142 139V141H143V134L142 133H144L148 128H146L145 129ZM149 127V126H148ZM161 127V126H160ZM164 127V130H167L166 128ZM169 127V126H168ZM174 127V126H173ZM186 127V126H185ZM184 127V128H185ZM108 128V127H107ZM118 128H120V127H118ZM150 128H151V126H150ZM155 128V127H154ZM154 128H151V134L152 135H157V133H162L161 131H162V129H160L161 131L159 132V127H158V131H156L157 130V128H156V130H153V131H155V133L153 134V131H152V129H154ZM171 128V127H170ZM189 128V127H188ZM260 128H262V127H260ZM122 129H120V130H122ZM137 128L135 127V130H136ZM140 129V128H139ZM139 129H137V131L139 130ZM145 129V131L144 132H142L143 130ZM177 129V128H176ZM254 129V128H253ZM263 131H264V126H263ZM261 129V130H262ZM63 130V129H62ZM62 130H61V132L60 133H63L62 132ZM65 130V129H64ZM63 130V131H64ZM95 130V129H94ZM109 130V129H108ZM119 130V129H118ZM118 131V132H121V131ZM124 130H125V128H124ZM149 130V129H148ZM187 130V129H186ZM82 131V130H81ZM92 131V130H91ZM112 131V130H111ZM168 131H169V128H168ZM168 131H165L166 132V134H167V132ZM262 131V132H263ZM27 132V133H26ZM58 132V133H59ZM70 132V131H69ZM94 132V131H93ZM93 132H92V134H93ZM96 132H97V130H96ZM100 132V131H99ZM105 132V131H104ZM107 132V131H106ZM126 132V131H125ZM125 132H123L124 134H125ZM148 132V131H147ZM157 132V133H156ZM164 132V131H163ZM188 132H189V134H192V133H190V131L188 130ZM192 132V131H191ZM214 132V131H213ZM261 132V134H263ZM59 133V134H60ZM68 133V132H67ZM82 133V132H81ZM110 133V132H109ZM109 133L107 134V136H106V138H108V137H110V136H108L109 135ZM113 133V132H112ZM117 132H115V134H116ZM127 133V132H126ZM137 133L135 134L136 136L135 137H137L138 135H137ZM170 133H171V131H170ZM180 133V132H179ZM185 133V132H184ZM226 133H227V131H226ZM84 134V133H83ZM95 134V133H94ZM90 135L91 136V138L89 139L90 140V145H89V147L87 148V149H85V151H86V155L89 157V161H90V163L92 162V161H94V159L92 160V158H95L97 161L96 162H98V164L99 165H103V167L104 166H106V169L107 168H109V170H111L112 171V169H114V166H115V164H116V162H117V158L119 157V156H115V154L117 155V152L115 153L114 151H116L115 149L116 148H114L115 147V143L117 142V141H115L116 139H118V138H120V137H122V135L120 136V137H118L119 136V133H118V135H117V138L115 139V140H110V139H108V140H103V138L101 139L99 136H101V135H97V133H96V135ZM115 134H113V135H115ZM124 134H123V137H124V139H123V141L125 140L126 141V139H127V141H128V137L129 136H127L126 137V135L127 134H125V136H124ZM145 135H147L148 137H150L149 139H151V136L150 135H148V133H144ZM149 134H150V132H149ZM173 134V133H172ZM178 134V133H177ZM181 134V133H180ZM183 134V133H182ZM53 135V136H52ZM112 135V136H113ZM163 135V134H162ZM164 135H165V133H164ZM215 135V134H214ZM220 135V134H219ZM223 135V134H222ZM226 136L228 135V133L227 134H225ZM230 135V134H229ZM258 135V134H257ZM260 135V134H259ZM31 136V135H30ZM60 136H61V134H60ZM73 136H74V134H73ZM102 136H104L103 134H102ZM168 136L169 137H171V135H169V133H168ZM192 136H193V134H192ZM221 136V135H220ZM263 136V135H262ZM262 136H260V137H262ZM22 137H24V136H22ZM27 137V136H26ZM62 137H64V136H62ZM84 137H85V135H84ZM105 137V136H104ZM126 137V138H125ZM154 137V136H153ZM160 137V136H159ZM174 137V136H173ZM173 137H171V138H173ZM180 138H181V136H179ZM214 137V136H213ZM212 137V139H214ZM264 137V136H263ZM31 138V137H30ZM53 138V139H52ZM105 138V139H106ZM137 139V141H136V143L135 144H137V142H138V144L141 142V145L139 144V146H140V148H142V149H140L139 147H138V144L136 145V148L138 147L141 151H145V152H148L146 149H143V145L145 146L146 144H143V143H145V142H142L140 139ZM155 139H156V137H154ZM158 138V137H157ZM165 138V137H164ZM164 138H163V140H164ZM221 139H222V136L220 137ZM82 139H84V138H82ZM121 139V138H120ZM119 139V140H120ZM146 139H148V138H145L144 140L146 141ZM161 139V138H160ZM176 139V138H175ZM179 139V138H178ZM178 139H176V140H178ZM183 139V138H182ZM220 139V140H221ZM227 139V138H226ZM229 139V138H228ZM18 140V139H17ZM61 140L63 141L64 139L63 138H61ZM60 140V141H61ZM65 140H66V138H65ZM139 140H140V142H139ZM166 140L167 139H165L164 141L166 142ZM169 140H171L170 138H169ZM186 140V139H185ZM217 140H218V138H217ZM220 140H218V141H220ZM260 140V139H259ZM264 140V139H263ZM12 141V140H11ZM15 141H14V143H15ZM19 141H20V139H19ZM19 141H17V142H19ZM61 141V142H62ZM80 141H81V139H80ZM83 141V140H82ZM85 141V140H84ZM148 141V140H147ZM191 141V140H190ZM212 141V140H211ZM214 141V140H213ZM218 141H216V143L218 142ZM238 141V140H237ZM260 141H262V140H260ZM16 142V143H17ZM21 142V141H20ZM63 142H65V141H63ZM67 142V141H66ZM150 142H151V140H150ZM168 142V141H167ZM173 142H174V140H173ZM183 142V141H182ZM187 142V141H186ZM186 142H185V144H186ZM215 142V141H214ZM221 142L223 143V139L221 140ZM225 142V141H224ZM233 142V141H232ZM14 143H12L13 144V146H15L14 145ZM15 143V144H16ZM87 143V142H86ZM127 143V142H126ZM130 143V142H129ZM129 143L128 144H126L127 146H129ZM148 143V142H147ZM220 143V142H219ZM236 143V142H235ZM238 143V142H237ZM240 143V142H239ZM66 144V143H65ZM64 144V145H65ZM111 144H113V145H111ZM123 144H125V142L123 143ZM192 144V143H191ZM211 144H213V142L211 143ZM218 144V143H217ZM216 144V145H217ZM10 145H11V143H10ZM10 145H8L9 147H10ZM31 145H33V143L31 144ZM63 145V144H62ZM63 145V146H64ZM87 145V144H86ZM119 145V144H118ZM120 145H122V144H120ZM133 145H134V143H133ZM152 145V144H151ZM165 145H167L166 143H165ZM180 145V144H179ZM178 145V146H179ZM182 145V144H181ZM218 145H220V144H218ZM233 146L235 145V144H232ZM237 145V144H236ZM8 146H7V149L5 150V149H3V150H1L0 149V174H2V175H4V176H16L17 177V179L19 178V179H23L24 181L25 180H27V181H29V182H27V181H25V182H21V183H19V184H24V183H26V184H28V185H30V187L28 186L27 188H30V189H24V191L23 192H21V196H18V197H16L15 198V200L11 203V205H10V207L12 208V210H11V208L9 207V208H6L4 205H2V202H0V226H5L7 223H8V221L10 220L11 222L12 221H16V220H20V221H22V220H25L28 216H30V217H34L35 219L37 218L38 220H40L41 221V223L44 225V223H45V226L47 225V223L49 222V221H51L52 220V218L53 217H55V218H62V219H64V220H66V221H68L69 222V224H70V228H71V231H68V232H72L73 234V236L71 235V237L70 238H72L73 237V240L74 241H76L77 242V240H81L82 241V243H86V242H83L85 239V241H87V238L91 241V242H93V240H94V238H93V235H94V237H96L95 238V240L94 241H96V242H98V244H99V246L97 247L96 246V242L94 243V245H95V247H97V249H98V251H99V248H100V250H102V251H104L105 252V250H103V248H102V246H103V242L106 240V238H105V236H107V238L109 237V235H110V232L112 231L113 232V230L116 228H118L117 230H116V232L118 233L119 232V227L120 226H122L121 228H120V230L123 228V226L126 228V224H128L127 226H129V225H131V224H136V226H140L141 228H142V225L138 222L139 220V218H140V215H144V213H143V210H144V208H145V205L148 203H146V204H144V200L145 199H152V200H156V201H158V195L156 196V191L155 190H157V189H162V187H161V184L159 185V182L157 181V180H159V179H161V178H159L158 179V177H157V175L155 176V177H157V180L153 177V178H151L152 176H151V174L150 175H148L149 173H151L152 172V170L154 171V169H159L160 170V168L158 167V164H157V168H155L154 167V169H151V171H149V169L147 170V172H146V169L148 168V167H145V166H141L142 168H146V169H142V168H140V170L142 171V172H144V173H142V172H140V175H141V173H142V175H141V177L139 176V178L140 179H142V176L143 175H145V180L143 179V181H145L146 182V187H147V190H145L146 192H145V194H143V197H141L140 199L139 198H137V196H134L136 193H134V195L131 193L130 194V190H129V192L126 190V191H124L126 194H125V196H126V198H125V196H124V198L126 199V200H124V207L122 208V207H117L118 206V204L115 202V204H117L116 206H113V205H110L109 203H111L112 204V202L114 201V199H115V201H119L117 198H116V196H118L119 195V193H118V195H117V192H116V196H115V198H113L114 196L113 195H111V199L113 200H111L110 199V193L108 194V195H105V197H104V193H103V195L100 193V195H98V196H96V194H94L93 192H94V188L92 189L91 188V190H89V189H87L86 187H88V186H86L87 185V181L85 182L83 179H80V178H84L83 176L82 177H80L79 176V171L77 172V170H79V168L81 169V168H83V167H80L81 165H83L82 163H80V162H78L79 164H81L80 166H79V164L76 162V158L75 157H77V156H79V154H77V151H79V150H77L78 149V147L80 146V144H78L77 145V148H75L73 151V154L75 153V155L77 154V156H75L74 157V155L73 156H71L72 155V152H69V150L68 151H65L66 153H69V156H70V158H72L73 159V157H74V159H75V161H68L67 160V158H66V156L68 155H66V156H64L65 155V153H64V155H62V156H64L65 158H66V160L68 161L67 163H68V165H65L66 164V162L62 165V166H65V168H64V171L66 170V174L63 176V174H64V172H63V174H62V176H61V174L59 175V176H61V178L58 180V177L56 178L55 177V180H58L57 181V183H56V181H54L55 182V185H53L54 184V182L52 183V181L54 180V178H51V177H47V175H49V176H51L48 172H50L49 170L51 169H49V165L46 163V165H48V169H47V166L45 165H43V163H39L42 167H43V169H44V167H45V169H46V172L48 173H46L47 175H46V177L48 178H46V177H43V178H45V180H46V182H45V180L43 179L42 180V176H41V172H43L44 173V171L45 170H43L41 167V169L39 168V171L37 170L36 172H34V173H32L31 171H33L34 170V168L37 166V165H39L38 163H36L35 164V167H33V169H30V168H28L31 164L30 163H28V164H30L29 166H27V164H25V163H27V158L25 157V159H24V156L23 155H25V154H20L21 156H23L22 158H21V156L19 155V157H18V154L16 155V156H13V155H15L16 154V152H15V154H12V156L14 157V158H12V156L10 155V153H12V151L10 152L9 150H8ZM16 146L17 147H19L17 144H16ZM62 146V147H63ZM88 146V145H87ZM123 146V145H122ZM126 146V147H127ZM147 147H148V145H146ZM187 146V145H186ZM185 146V147H186ZM212 146H214L215 148L213 149V150H215V151H217L216 150V148L218 147V146H215L214 144L212 145ZM223 146V145H222ZM221 145L219 146L220 148L222 147ZM232 146V147H233ZM260 146H261V144H260ZM31 147V146H30ZM33 147H34V145H33ZM82 147H84V146H82ZM82 147H81V149H82ZM112 147V148H111ZM125 147V146H124ZM135 147V146H134ZM164 147V146H163ZM176 147V146H175ZM189 147H190V145H189ZM229 147V146H228ZM231 147V146H230ZM263 147V146H262ZM261 147V148H262ZM11 149H12V146L10 147ZM16 148V147H15ZM85 148H86V146H85ZM114 148V149H113ZM118 148V147H117ZM135 148V149H136ZM146 148V147H145ZM174 148V147H173ZM192 148V147H191ZM220 148L218 149L219 151H221L222 152V150H220ZM223 148H224V146H223ZM236 148V147H235ZM235 148H234V150H235ZM237 148H238V146H237ZM236 148V151L238 150ZM68 148H66V150H67ZM130 149V148H129ZM134 149V150H135ZM158 149V148H157ZM161 149V148H160ZM171 149V148H170ZM180 149H181V147H180ZM232 149V152H233V148H231ZM19 150V149H18ZM64 150H65V148H64ZM77 150V151H76ZM125 150V149H124ZM162 150H164V149H162ZM176 150V149H175ZM174 150V151H175ZM188 150V149H187ZM186 150V151H187ZM212 150V151H213ZM227 150V149H226ZM230 150V149H229ZM15 151H16V149H15ZM30 151H32V149L30 150L29 149V152ZM76 151V152H75ZM141 151H140V153H141ZM152 151V150H151ZM165 151V150H164ZM163 151V152H164ZM177 151V150H176ZM175 151V152H176ZM181 151V150H180ZM183 151H184V149H183ZM189 151V150H188ZM59 152V151H58ZM60 152V155L62 154ZM80 152V151H79ZM78 152V153H79ZM136 152H139L138 151V149H136ZM136 152H134V154L136 153ZM159 152V151H158ZM177 152H179V151H177ZM182 152V151H181ZM224 152V151H223ZM227 152V151H226ZM229 152V151H228ZM231 152V151H230ZM240 151L238 150V153H239ZM18 153H19V151H18ZM21 153V152H20ZM119 153V152H118ZM149 153V152H148ZM189 153H191V152H189ZM213 153V152H212ZM218 153V152H217ZM235 153V152H234ZM237 153V152H236ZM241 153V152H240ZM239 153V154H240ZM28 154V153H27ZM35 154V153H34ZM36 154V155H37ZM142 154H144V153H141V155ZM178 154V153H177ZM185 154V153H184ZM238 154V155H239ZM260 154V153H259ZM30 155V154H29ZM36 155H34V156H36ZM38 155H37V157H38ZM121 155H123V154H121ZM136 155V154H135ZM160 155V154H159ZM167 155V154H166ZM166 155H164V156H166ZM180 155V154H179ZM178 155V156H179ZM183 155V154H182ZM181 155V156H182ZM186 155V154H185ZM187 155H188V153H187ZM192 155V154H191ZM212 155H214V154H212ZM215 155H217L216 153H215ZM222 155H223V153H222ZM235 155V154H234ZM237 155V156H238ZM53 156H56V154H53ZM61 156V157H62ZM136 156H138L139 157V154L137 153V155ZM143 156V155H142ZM146 156V155H145ZM145 156H144V158H145ZM173 156H174V154H173ZM219 156H221L220 155V152H219ZM233 155L231 154V157H232ZM28 157V156H27ZM63 157V158H64ZM122 158H123V156H121ZM162 157V156H161ZM167 157V156H166ZM188 157H190V156H188ZM224 157V156H223ZM236 157V156H235ZM240 157V156H239ZM16 158V159H15ZM18 158V159H17ZM21 158V159H20ZM34 158V157H33ZM87 158V157H86ZM120 158V157H119ZM139 158H141V157H139ZM143 158V157H142ZM141 158V159H142ZM174 158V157H173ZM177 158V157H176ZM180 158V157H179ZM218 157H216V159H217ZM220 158V157H219ZM230 158V157H229ZM234 158V157H233ZM237 158V157H236ZM13 159V160H12ZM15 159V160H14ZM20 159V160H19ZM35 159H36V157H35ZM40 159H42V158H40ZM73 159V160H74ZM124 159V158H123ZM147 159V158H146ZM150 159V158H149ZM163 159V158H162ZM178 159V158H177ZM214 160L213 159V161H217V160ZM222 159V158H221ZM232 159V158H231ZM231 159H230V161H231ZM239 159V158H238ZM241 159V158H240ZM21 160H24V163H23V161L21 162ZM34 160V159H33ZM38 160V159H37ZM37 160H35V162L37 161ZM92 160V161H91ZM120 160V159H119ZM135 160H137V162L139 161L138 160V158L137 159H135ZM143 160V159H142ZM142 160H140L139 162L140 163H142L141 165H143V162H142ZM165 160V159H164ZM167 160V159H166ZM181 160H183L182 158H181ZM189 160H193V159H189ZM220 160V159H219ZM218 160V161H219ZM225 160V159H224ZM58 161V160H57ZM125 161V160H124ZM146 161V160H145ZM148 161V160H147ZM169 161V160H168ZM184 161V160H183ZM186 162H188L187 161V159L185 160ZM227 161V160H226ZM239 161V160H238ZM243 161V160H242ZM21 162V163H20ZM38 162H39V160H38ZM41 162V161H40ZM56 162V161H55ZM60 162V161H59ZM59 162H56L57 163V167H58V165H61V163L59 164ZM70 162H72L71 163V165L72 166H70L69 165V163ZM77 163L78 165H76L75 163ZM121 162V161H120ZM136 162V161H135ZM138 162V163H139ZM162 162V161H161ZM160 162V163H161ZM166 162V161H165ZM225 162V161H224ZM233 162V161H232ZM241 162V161H240ZM23 163V164H22ZM31 163H33V162H31ZM150 163V165H151V162H149ZM192 163H193V161H192ZM213 163H215V162H213ZM217 163V162H216ZM215 163V164H216ZM220 163V162H219ZM227 163H228V161H227ZM226 163V164H227ZM34 164V163H33ZM53 164V163H52ZM55 164V163H54ZM53 164V165H54ZM136 164V163H135ZM147 164V163H146ZM171 164V163H170ZM182 164V163H181ZM184 164V163H183ZM182 164V165H183ZM221 164H222V162H221ZM224 165H225V163H223ZM223 164H222V166H221V168L223 167H225L224 168V170H226V168L230 165L229 163V165L226 167V166H223ZM236 164V163H235ZM243 164V163H242ZM241 164V165H242ZM25 165H26V167H25ZM75 165L77 166V167H75ZM86 165H87V163H86ZM86 165H85V167H86ZM94 165L95 164H93L92 165V167H93V169H95L94 168ZM117 165H118V163H117ZM167 165V164H166ZM218 165V164H217ZM232 165H233V163H232ZM238 165V164H237ZM236 165V166H237ZM23 166V167H22ZM33 166V165H32ZM68 166H69V168H68ZM91 166V165H90ZM118 166H120V165H118ZM133 166V165H132ZM134 166H136V165H134ZM153 166V165H152ZM163 166V165H162ZM184 166V165H183ZM193 166V165H192ZM22 167V168H21ZM25 167V168H24ZM51 167H53L52 165H51ZM101 168V169H99V171L101 170V172H99L98 171V168H96V171H97V173L95 172V174H97L96 176L94 175V172H92L91 173V175H93L94 177H99V176H101V175H103L102 174V171H104V169L105 168ZM127 167V166H126ZM219 167V166H218ZM19 168H21V170L19 169ZM38 168V167H37ZM56 167L54 166L53 167V169H55ZM67 168V169H66ZM72 169L71 171L69 170V171H67L68 169ZM76 168H78V169H76ZM116 169H117V166L115 167ZM139 168V167H138ZM137 168V169H138ZM220 168V167H219ZM24 169H25V171H24ZM27 169V170H26ZM52 169V170H53ZM60 169H61V167H60ZM92 169V170H93ZM105 169V170H106ZM115 169V172L118 170H116ZM158 169L157 170H155V172H157L158 171ZM163 169H165V166L163 167ZM228 169V168H227ZM40 170H42V171H40ZM133 170H134V168H133ZM136 170V169H135ZM144 170V171H143ZM169 170H172V169H169ZM223 170V169H222ZM224 170H223V172H224ZM230 170H231V166H230ZM20 171H21V173H20ZM23 171H24V173H23ZM29 171V172H28ZM54 171V170H53ZM111 171H109L110 173H111ZM119 171H120V169H119ZM118 171V172H119ZM137 171V170H136ZM161 172H162V170H160ZM164 171V170H163ZM165 171H167V170H165ZM173 171V170H172ZM219 171V170H218ZM31 172V174H27V173H30ZM38 172H40V173H38ZM57 172H58V169H57ZM100 173V175H98L99 173ZM106 172H107V170H106ZM113 172V171H112ZM117 172V173H118ZM159 172V171H158ZM221 171H219V174H221L220 173ZM232 172V171H231ZM245 171H243V173H244ZM36 173V175L34 176L33 174H35ZM42 173V175H45V173L43 174ZM59 173V172H58ZM116 173V174H117ZM130 173V172H129ZM138 173V172H137ZM137 173H136V175H137ZM148 173V174H147ZM225 173L227 174L228 173V170H226L225 171ZM224 173V175H225V177H226V174ZM27 174V175H26ZM78 174V176L80 177L79 179L78 178H76L75 176ZM89 174H90V172H89ZM124 174H126L125 172H124ZM147 174V175H146ZM153 174V173H152ZM157 174H159V173H157ZM160 174H162V173H160ZM229 174V173H228ZM237 174V173H236ZM236 174H234V171H233V175L234 176H238V175H236ZM245 174V173H244ZM28 175H30L29 177H28ZM53 175V174H52ZM105 175H107V174H105ZM113 175V174H112ZM112 175L110 174V176L112 177ZM115 175V174H114ZM164 175H166V174H164ZM240 175V174H239ZM36 176H39V177H37L36 178ZM57 176V175H56ZM92 176V177H93ZM108 176H109V174H108ZM118 176H119V173H118ZM117 175L116 176H113L115 179H117V177H118ZM221 176L222 177H224L222 174H221ZM220 176V178L222 179V177ZM230 176H231V174H230ZM22 177V178H21ZM28 177V178H27ZM62 177H64V178H62ZM90 177V176H89ZM89 177H87V179H90ZM102 177V176H101ZM112 177V178H113ZM123 177V176H122ZM165 177V176H164ZM163 177V178H164ZM224 177V187H228V186H225L227 183H225V179L226 180H228V181H230V179H232V178H225ZM227 177H229V176H227ZM50 178V179H49ZM110 178V177H109ZM108 178V179H109ZM111 178V179H112ZM113 178V179H114ZM121 179V171H120V177H118V179ZM131 178V177H130ZM134 178H135V176H134ZM136 178H137V176H136ZM144 178V177H143ZM235 178V177H234ZM39 179V180H38ZM41 179V180H40ZM51 179H53V180H51ZM62 179V181H60ZM86 179V180H87ZM112 179V180H113ZM139 179V180H140ZM199 179V178H198ZM237 179V178H236ZM235 179V180H236ZM51 180V181H50ZM79 180H83V182H85L86 184H85V186H84V184H83V182L82 181H79ZM123 180V179H122ZM122 180H120L121 182H122ZM135 180V179H134ZM137 180V179H136ZM219 180V179H218ZM240 180H241V178H240ZM14 181H16L15 179H14ZM17 181H19V180H17ZM38 181H39V183H38ZM48 181H50V183H51V186H47V185H49V182ZM61 182V184H59L60 182ZM89 181V180H88ZM104 181V180H103ZM102 181V182H103ZM114 181V180H113ZM112 181V182H113ZM119 181V180H118ZM119 181V182H120ZM124 181V180H123ZM163 181V180H162ZM171 181V180H170ZM220 181V180H219ZM42 182H43V184H42ZM47 182H48V184H47ZM99 182V181H98ZM108 182V181H107ZM111 182V183H112ZM118 183V185H114L115 187L117 186L118 188H119V184H120V189H121V187L122 186H124L123 184H124V182H123V184L122 183ZM141 182H142V180H141ZM227 182V181H226ZM230 182H232V180L230 181ZM230 182H228V184L227 185H230V184H232V183H230ZM240 182V181H239ZM264 182V181H263ZM16 183H18V182H16ZM42 184V185H45V186H42V187H40L41 186V184H40V186L38 185V184ZM44 183H46V184H44ZM114 183H116V181L114 182ZM127 183V182H126ZM143 183V182H142ZM230 183V184H229ZM237 183V182H236ZM32 184H33V188H31L32 187ZM121 184H122V186H121ZM141 184V183H140ZM223 184V183H222ZM54 187H53V186ZM105 185V184H104ZM143 185V184H142ZM208 185V184H207ZM212 185V184H211ZM239 185V184H238ZM112 186H113V184H112ZM125 186H128L127 184H125ZM124 186V187H125ZM210 186V185H209ZM20 187H22V186H20ZM87 189V190H85V188ZM103 187V186H102ZM111 187V186H110ZM123 187V188H124ZM145 187V186H144ZM145 187V188H146ZM208 187V186H207ZM229 187H231V186H229ZM23 188V187H22ZM89 188V187H88ZM106 188V187H105ZM108 188V187H107ZM118 188H116L117 190H118ZM129 188V187H128ZM210 188H212V187H210ZM237 187H235V189H236ZM113 188H111V190H112ZM115 189V190H116ZM165 189V188H164ZM231 189V188H230ZM93 190V191H92ZM123 190V189H122ZM121 190V191H122ZM192 190V189H191ZM86 191H88V192H86V194H84ZM91 191V194H93V195H91L89 192ZM114 191V190H113ZM120 191V192H121ZM134 191V190H133ZM141 191V190H140ZM215 191V190H214ZM224 191H226L225 189H224ZM99 192H100V190H99ZM111 192V191H110ZM118 192H119V190H118ZM136 192V191H135ZM229 192H231V190H229ZM95 193H97V192H95ZM161 193H163L162 192V190H161ZM215 193V192H214ZM88 194V195H87ZM105 194H107L106 192H105ZM111 194H113L112 192H111ZM213 194V193H212ZM225 194V193H224ZM94 195H95V197L97 198V200L95 199V197H94ZM164 195V194H163ZM214 195V194H213ZM229 195H230V193H229ZM90 196H92V197H94V199L93 200H91V198H90ZM99 196H101L100 197V201H101V198H102V203H100V201H98L99 200ZM109 196V197H108ZM225 196H226V194H225ZM122 196L120 195V198H121ZM165 197H167L166 196V194H165ZM0 198H1V196H0ZM104 198V199H103ZM107 198H109V199H107ZM119 198V199H120ZM123 198V197H122ZM209 198V197H208ZM1 200V199H0ZM4 200V199H3ZM106 200V201H105ZM109 200H111V202L109 201ZM222 200H224V197H223V199ZM92 201H94V202H92ZM96 201V202H95ZM98 201V202H97ZM147 201V200H146ZM145 201V202H146ZM151 201V200H150ZM103 202L104 203H106V204H104L103 205ZM120 202H121V200H120ZM154 202V201H153ZM152 202V203H153ZM114 203V202H113ZM156 203V202H155ZM154 203V204H155ZM61 204V205H60ZM157 204V203H156ZM212 204V203H211ZM230 204V203H229ZM2 205V206H1ZM63 205V206H62ZM105 205H107L106 207H105ZM111 206V207H117V208H113V209H115V211H116V209H120V211H113V209L112 210H110L111 209V207H109V208H107L108 206ZM120 206L122 205V203L121 204H119ZM199 205V204H198ZM58 206H62L63 208L62 209H59L58 208ZM104 208H103V207ZM148 205H146V207H147ZM148 208V207H147ZM147 208H146V210H147ZM155 211V210H154ZM153 211V212H154ZM156 211H157V209H156ZM12 212V213H11ZM11 213V215L12 216H9L10 217V219L8 220V218L9 217H5V215H7V214H10ZM94 217L95 218H97V220L99 221H97L94 225L92 224V222L94 223L95 221H96V219H94ZM144 217V216H143ZM146 217V216H145ZM144 217V218H145ZM33 218V219H34ZM89 218H91V219H89ZM147 219V218H146ZM86 220H87V223L86 224H88V222H90V220H91V224H92V226L89 224L88 226H86V224H84L85 222H86ZM106 220H109V222H107ZM66 221H64V222H66ZM107 222V223H104V224H101V222ZM112 221V222H111ZM146 222H147V220H145ZM30 222V221H29ZM36 222H37V220H36ZM77 222H82L83 223V225L84 226H82V224H80V226L83 228V227H85V228H87V232H89V233H87L86 232V229L85 228H83V230H85L84 232H83V230H82V228L80 227V226H77L76 225V223ZM102 222V223H103ZM115 223L114 224V226H112L113 224H111V223ZM40 223V224H41ZM121 223L123 224V225H121ZM37 224V223H36ZM67 224V223H66ZM77 224H79V223H77ZM99 224V228H100V226L101 225H103V229H105V225H107V224H109V226L107 225L106 226V228L108 227L111 231L110 232H108V234L106 233V230H105V233H104V230L102 229V226H101V232L100 233H98L97 232V229H96V227L95 226H97ZM117 224H119V225H117ZM77 227H76V226ZM116 225V226H115ZM68 226V225H67ZM90 226V228L91 227H94L95 228V230H96V233H98L97 235H96V233H95V230H93L94 231V233H90V231H88V227ZM110 226H112V229H111V227ZM133 226H135V225H133ZM132 226V227H133ZM144 226V225H143ZM60 227V226H59ZM63 227V226H62ZM115 227V228H114ZM131 227V228H132ZM147 227V226H146ZM49 228V227H48ZM61 228V227H60ZM60 228L58 229V230H60ZM98 228V227H97ZM107 228V229H108ZM124 228V229H125ZM136 228L137 227H133L132 228V230L133 229H135L136 230ZM57 229V228H56ZM66 229V228H65ZM92 229L93 228H91V229H89V230H91V232H93L92 231ZM108 229V230H109ZM127 229H128V227H127ZM138 229V231L139 230H141V229H139V228H137ZM102 230H103V232H102ZM131 230V229H130ZM0 231H2V230H0ZM61 231H62V229H61ZM65 231V230H64ZM125 231H126V229H125ZM125 231H123L122 230V233H118V235L119 234H121V236H122V234H123V232H125ZM128 232H130L129 230H127ZM137 231V230H136ZM136 231H134L135 233H137ZM148 231V230H147ZM143 232H144V230H143ZM142 232V233H143ZM177 232V231H176ZM59 233V232H58ZM61 233V232H60ZM62 233H63V231H62ZM102 233H104V234H102ZM127 233V232H126ZM130 233H133V232H130ZM180 233V232H179ZM182 233V232H181ZM66 234H68V233H66ZM101 234H102V236H104V237H102L101 236ZM116 234V233H115ZM128 235H129V233H127ZM147 234H148V232H147ZM146 234V235H147ZM5 235V234H4ZM3 235V236H4ZM58 235V234H57ZM92 235V236H91ZM96 235V236H95ZM126 235V234H125ZM144 235V234H143ZM142 235V236H143ZM183 235V234H182ZM7 236V235H6ZM63 236V235H62ZM61 236V237H62ZM92 237V239L93 240H91V237ZM101 239H98V237ZM111 236V235H110ZM133 236H136V235H133L132 234V237ZM138 236V235H137ZM260 236V235H259ZM9 237H12V236H9ZM105 238V239H102V238ZM112 237H113V235H112ZM140 237H141V235H140ZM264 237V236H263ZM68 238H69V236H68ZM85 238V239H84ZM115 238H117V237H115ZM126 238H127V236H126ZM131 238V237H130ZM1 239H2V237H1ZM4 239V238H3ZM2 239V240H3ZM60 239L61 238H59V242L61 243V241H62V239H61V241H60ZM83 239V240H82ZM114 239V238H113ZM113 239H108V240H106V241H108V243L111 241V240H113ZM132 239H134V237L133 238H131V240ZM140 239V238H139ZM256 239V238H255ZM8 240V239H7ZM14 240V239H13ZM72 240V239H71ZM79 240V241H80ZM99 240V241H98ZM118 240H120V238H118ZM118 240H113V241H116V242H118V244H115V242H113L112 241V243H114L115 244V247L116 248H118V249H120V251L117 249V250H115V251H113L112 250V248H114V247H110V248H107V246L105 245V246H103V247H105L104 249H106V251L109 253V256L108 257H106L108 254H107V252H105V254H104V252L102 253V251L100 252H98L99 254H96V256L98 257L99 255V257L98 258H100V257H102V260L101 261H97V257H96V259H94V260H96L97 262L96 263H98V262H103V264H104V262L106 263V261L108 260L109 262L111 261V263L113 264L114 263V261L116 262V263H114V264H124V263H122L123 261L119 258L120 257V255H119V257H117V258H114V257H116V256H118V255H116V254H118V251H119V253H122V252H125V250L123 251L122 250V246L121 245H123V244H125L126 243V245H128L129 244V242L131 241V240H129V242H127V240L124 242V243H122V241H124V240H122L121 239V242H119ZM138 240V239H137ZM141 241L142 240H144L142 237H141V239H140ZM1 241V240H0ZM5 241H6V239H5ZM9 241V240H8ZM8 241H7V243H8ZM68 241V240H67ZM105 241V242H106ZM141 241H140V243H141ZM147 240H144V242H142V243H145V244H142V245H147L148 243V241L146 242ZM263 241V240H262ZM66 242V241H65ZM64 242V243H65ZM75 242V243H76ZM89 242V241H88ZM101 242V243H100ZM104 242V243H105ZM137 242V241H136ZM1 243H2V241H1ZM1 243H0V245H1ZM12 243V242H11ZM16 243V242H15ZM75 243H73V244H75ZM90 243V242H89ZM88 243V244H89ZM108 243H106L107 245H108ZM122 243V244H121ZM128 243V244H127ZM136 244L137 245V247H138V245H139V248H140V251H139V248H136L137 249V253H141L142 254V256L143 255H145V248H144V246H143V248L145 249H143L142 247H140L141 245H140V243H135V240H134V242H133V240H132V242H131V244ZM147 243V244H146ZM262 243V242H261ZM66 244H68V245H70L69 244V242L68 243H66ZM79 245H80V243H78ZM92 244V246H93V243H91ZM110 244V243H109ZM119 244H121L120 245V247H118L119 246ZM3 245V244H2ZM102 245V246H101ZM126 245L124 246V248H126ZM136 245H133V247L134 246H136ZM3 246H5V245H3ZM67 246V245H66ZM70 246H72V245H70ZM83 246H84V244H83ZM89 246V245H88ZM88 246L86 247V245H85V247L87 248V251H89L90 249H92L91 251H93V249H95L94 250V252L96 251V248H94V247H91V245H90V249L88 250ZM109 246H111V245H109ZM108 246V247H109ZM113 246V245H112ZM264 246V245H263ZM55 247V246H54ZM58 247V246H57ZM65 247V246H64ZM128 247H129V245H128ZM133 247H131V248H133ZM12 248V247H11ZM15 248V247H14ZM13 248V249H14ZM63 248V247H62ZM79 248V247H78ZM102 248V249H101ZM123 248V249H124ZM147 248V247H146ZM260 248H261V246H260ZM9 248H7V247H5V248H0V258L2 257V252H4L5 250H8ZM16 249V248H15ZM14 249V250H15ZM18 249H20V247L18 248ZM52 249H55V250H57L58 251V248L56 249V247L55 248H52ZM59 249H61V248H59ZM70 249H72V248H70ZM70 249H69V252H70ZM82 248L80 247V250H81ZM111 251H110V250ZM115 249V248H114ZM129 249H130V247H129ZM128 249V251H130ZM135 248H133V250L135 251L136 250ZM14 250H12V251H14ZM43 250V249H42ZM54 250V251H55ZM66 250V249H65ZM75 250V249H74ZM132 250V251H133ZM245 250V249H244ZM247 250V249H246ZM20 251V250H19ZM41 251V250H40ZM53 251V252H54ZM59 251H61V250H59ZM58 251V252H59ZM62 251H63V249H62ZM76 251H79L78 249L76 250ZM82 251V250H81ZM86 251V253L88 254L89 252H87ZM112 251L114 252V253H112ZM122 251V252H121ZM127 251V252H128ZM131 251V252H132ZM145 252V253H142V252ZM147 251V250H146ZM6 253H8L9 254V252L8 251H5ZM16 252V250L14 251V253ZM51 252V251H50ZM56 252V251H55ZM54 252V253H55ZM68 252V253H69ZM83 252H85V250L83 251ZM117 252V253H116ZM235 252V251H234ZM18 253V252H17ZM49 253V252H48ZM53 253V254H54ZM62 253V252H61ZM79 253V252H78ZM77 253V254H78ZM110 253H112V254H110ZM134 253V255H135V253H136V251L135 252H133ZM47 254V253H46ZM45 254V255H46ZM52 254V253H51ZM56 254V253H55ZM67 254V253H66ZM65 254V255H66ZM71 254V253H70ZM90 254V253H89ZM93 254V253H92ZM95 254V253H94ZM125 254H127V253H125ZM42 255V254H41ZM59 255H63V254H59ZM102 255H105L104 257L102 256ZM140 254H138V256L137 255H135V258H134V256H132V254L130 255V257H131V260L133 259V262L136 260V262H138L137 261V258L138 257H141V258H143L141 255L139 256ZM52 256H54V255H52ZM56 256H58V255H56ZM70 256V255H69ZM68 256V257H69ZM83 256H84V254H83ZM110 256H111V258H110ZM124 256V255H123ZM125 256H127V255H125ZM5 257H10L9 255L8 256H4V258ZM12 257V256H11ZM14 257H15V255H14ZM14 257H13V260H14ZM17 257V256H16ZM49 257V256H48ZM89 257V256H88ZM93 257V256H92ZM106 257V258H105ZM129 257V256H128ZM137 257V258H136ZM229 257V256H228ZM40 258V257H39ZM46 258V257H45ZM45 258H43L44 260H45ZM54 258V257H53ZM56 258V257H55ZM54 258V259H55ZM57 258H59V260H60V257L58 256ZM76 258H77V256H76ZM78 258H80V257H78ZM84 258V257H83ZM86 258V257H85ZM110 258V259H109ZM120 259V261H119V259ZM124 258L125 257H123V260H124ZM11 260H12V258H10ZM16 259V258H15ZM42 259V258H41ZM63 259H64V257H63ZM80 259H82V258H80ZM88 259V258H87ZM93 259V258H92ZM91 259V260H92ZM107 259V260H106ZM118 259V261L119 262H121V263H119L118 261H116V260ZM126 261H129L130 259L129 258H127L126 257ZM234 259V258H233ZM0 260H2V259H0ZM5 260H8V259H6L5 258ZM43 260V261H44ZM50 261L52 260L51 258L49 259ZM56 260V259H55ZM66 260V259H65ZM64 260V261H65ZM93 260V261H94ZM104 260V261H103ZM138 260H140V259H138ZM3 261V260H2ZM15 261H17V259L15 260ZM14 261V262H15ZM26 261V260H25ZM54 260H52L51 262H53ZM61 261H63V260H61ZM76 261V260H75ZM86 261V260H85ZM141 261V260H140ZM234 261V260H233ZM7 262V261H6ZM5 261L3 262V263H6ZM13 262V263H14ZM40 262H41V260H40ZM67 262V261H66ZM77 262H78V260H77ZM83 262V261H82ZM81 262V263H82ZM91 262V261H90ZM118 262V263H117ZM125 262V261H124ZM130 262H132V261H130ZM2 263V262H1ZM0 263V264H1ZM2 263V264H3ZM57 263V262H56ZM79 263V262H78ZM89 263V262H88ZM111 263H109V264H111ZM12 264V263H11ZM14 264H16V262L14 263ZM31 264H32V262H31ZM46 264H47V262H46ZM53 264V263H52ZM69 264H70V262H69ZM72 264V263H71ZM84 264V263H83ZM94 264V263H93ZM107 264V263H106ZM126 264H128V262H126ZM133 264V263H132Z\"/></svg>",
    "mask_w": 264,
    "mask_h": 264
}]
</instances>
